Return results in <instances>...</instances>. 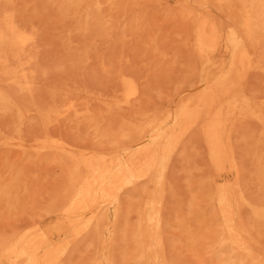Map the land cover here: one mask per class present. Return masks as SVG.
<instances>
[{
	"label": "rangeland",
	"instance_id": "rangeland-1",
	"mask_svg": "<svg viewBox=\"0 0 264 264\" xmlns=\"http://www.w3.org/2000/svg\"><path fill=\"white\" fill-rule=\"evenodd\" d=\"M14 1V2H13ZM11 3L13 4H8V10L10 11V12H13V13H16V14H14V21H15V23H16V26L18 25L21 29H23V30H25L26 32H28V33H32L33 34V36H34V34H35V36L37 37V39H39V40H36V37H33V42L34 43H32V44H36L35 43V41H37V43H38V45H37V47H36V45H35V47H36V49L37 48H39L38 50H39V52L40 53H42V56L40 57V56H38L37 55V52H36V50L34 49L35 47H33V48H31V45H29L28 47H26L27 49L29 48H31V50H33V51H31V50H29V51H31V52H29V53H27V50L25 49V51H26V53L27 54H25V55H30L31 53H33L34 52V50H35V52H36V54H35V52H34V54H35V56L37 57H40V58H38L37 57V59L35 60V58L36 57H34V54H31V57L28 55L27 57L29 58H31V59H33V62H31L26 56H24L23 54L21 55V59H19V63H25V65L24 66H26L25 68H26V71L27 72H30V70H33L34 71V69L36 70L35 72H37V70H38V73H37V75L38 74H40L39 72H41L42 71V73L39 75V77L41 76V78H43V79H45L46 81H48V82H46L45 80V83H44V81L41 79V78H39L40 79V81H39V79H38V77H36L35 79L33 78L35 75H36V73L35 72H33V71H31L30 72V74L31 73H33V74H35L34 76L33 75H31L32 76V79H31V76L30 75H28V77H30L29 78V81L31 82V85H30V87H29V89H33L34 91H36L35 89L36 88H39V86H37L38 84V82L37 81H39V83H41V84H39L40 86H42V88L40 87V89H42V90H45L46 92H48V93H45V92H43L42 90H37V92L38 93H40V95H41V97L40 96H38L39 94H37L36 93V95H34V91L33 90H27V91H21L20 89H19V87L17 86V85H15V84H13L12 82H10V83H8V84H12V86H10L9 85V88H7V93L9 94L10 92V95H11V98H12V96H13V100H15L16 101V96H17V93H19V95H18V97H17V99H19V100H21V101H16V102H18V104H20V106H21V104H24V95L26 94V98H30L31 97V99L33 100V98H35L36 100V102L37 103H35V104H38V106L39 107H41V105L43 106V108H45L48 104H51L52 102L50 101V97H51V99H52V94H54V92H56L57 93V98H59L58 100L59 101H57L58 102V104H60V105H58V106H60V107H58V111L60 112L61 110H63V106H64V104H65V101H66V97H64V95H67V94H69V95H71L72 93H70V91H68V89L70 88V86H68V83H70V81L71 82H73V80H74V88H75V86H76V88H75V90L76 89H78L80 92H83V95H85V97L82 95V93H80L79 94V92L78 93H76L77 94V96L80 98L81 96V98H80V100H79V98H78V100H79V102H83V101H85V102H83V103H87L88 102V104H87V108L89 109V110H91V108H92V112L93 113H95L96 115H99V113H100V115L103 117L105 114L107 115V114H109L110 112L111 113H113L112 115H110L109 114V117H110V120L112 121H110V120H108V121H106L107 119H108V115L106 116V118H102L100 115H99V117L98 118H102V122H104V123H102V131H101V129H100V135L98 134V133H96L95 131H94V127L93 126H89V124L87 123V121L85 120L86 119V117H87V115H85L86 114V112L84 111L85 110V105L84 104H82V103H80V105L82 104V106H79V105H76V110H79V112H81V113H79V114H76L73 110H71L70 112H72L73 111V113H71V115H73L72 116V119L75 121V123L72 121V119L70 118V120H69V116H70V114H63L64 116H65V119H63L64 117H63V115L61 114V118H57L53 123H50V124H48V126L46 125V127L44 126L45 124L42 122V119H41V117H40V115L39 114H35V111L33 112V109L32 110H30L29 108H32V106L30 105L32 102H31V99H28V101H25L26 103V106H21L22 108L23 107H28V106H30V107H28V109H29V111H27L29 114H26L25 115V119H24V124H23V127H22V130H21V137H22V139L25 141L24 143H25V146H24V148H25V151H24V148L23 147H15L14 148V150H17V152L15 153V151L13 150V148H12V146L10 147V145H7V144H5V143H3L2 144V142H5L6 140H8L9 141V143H10V138H13L14 136H17L16 135V131H15V128H16V126H15V112L13 111V110H8L7 109V112H5L4 110H3V107H2V105L0 106V112H1V110L2 111H4L5 113H6V115H4V112H3V114L1 115V113H0V115L1 116H3V117H1L0 118V138H3V139H1V141H0V164H1V166H0V174H1V176H2V178L4 179V180H8L12 175H14V174H16L17 176H18V180H17V186H15V187H13L14 189H13V192H12V194H11V196L9 197V198H7V199H3L2 201H0V245L1 246H3V245H5V244H3L2 245V243H4L5 241V243L7 244V243H10L11 245L13 244V243H15V239H17L18 238V234L21 236V234H23L25 231H26V229L28 228V227H31V226H35V227H38V228H40V229H43L44 227H46L45 225H49L50 224V226H52V225H57L56 223H55V221H56V218H57V220L59 219V220H61V218H60V216H61V214H62V212H64V210L66 209V208H64V207H66V206H69V203H70V193L72 192V178H71V174H70V168L68 167V165H70V161L67 159L66 160V158H63L61 155H59L60 153L59 152H56V151H54V150H50V149H44V150H40V149H37V143H35V141H38V140H41L42 138H46L47 137V144H49V143H51V141H53V140H55V139H58L59 137L60 138H62V139H65L66 137V142L67 143H69V141H76L77 140V143L75 142H73L71 145L73 146V145H75V148H74V152L76 153L77 151H79V152H77L76 154L77 155H79L80 154V152L82 151V150H92L93 149V151H96V149H95V147L97 148V152H102V154H105L106 156H107V153H108V151L110 152V153H108V155H118L117 157H118V163H123L124 161H125V157H124V148L126 147V146H124V143L126 144V142L129 140V139H127V138H125V137H122V136H120L119 134V132H118V130H116V129H119V127L122 125L124 128H127V127H130V130L131 131H133V130H135V133H133L132 132V134H133V136L135 135L136 137L139 135V130H140V128H143V127H145L147 124H148V122L151 120V119H153V118H155V119H157L158 120V122H161L163 125H161L162 126V129H167L169 126H171L172 125V123H173V115H174V108H177V106L179 105H176V103L177 102H179L180 101V96L182 95V91L183 90H186V88H187V90H189L191 87H192V84L191 83H193L196 79L198 80V77L196 78L195 76H198L199 75V73H201V74H205V73H207L208 71H205V68L203 69V67H201V69L202 70H200L199 68H200V66H201V64H198V62H197V64H195V62H196V59H195V57L193 56V58L191 59V55H190V53H192V51H191V49H190V47H189V45H188V41H189V36H186L187 34H189V28H188V26H187V24H186V22L181 18V14H179L180 13V8H179V5H178V2H177V0H162V1H160V0H141L139 3H136V2H138L139 0H101L102 2H103V4H102V6H101V8L100 9H89L87 12H88V14L91 16V19L89 20V21H86V22H89V24L87 25H85V23L83 24L82 22L84 21V19H85V15H86V13L87 12H85V10H81L80 12H77V13H74V15H72V13H73V11H72V8H70L69 9V11L68 12H70V15L71 16H73V17H75L74 19H73V17H72V20L71 21H73V20H75V23H76V20L78 21L79 20V22H77V23H79L80 24V21L82 20V22H81V26H79V24H74L73 25V23H74V21L73 22H71V23H69L70 22V15H69V18H68V20L67 21H69V22H63V20L65 21L66 19H62V17H64L66 14H69V13H66L67 11H63V8H59V6L58 5H60V1L58 2V3H56L57 1L56 0H52V1H56V2H51L50 0H47L48 2L50 1L51 3H53V4H51V6H50V4L48 5V7L50 6V7H52V6H54L53 8H52V10L53 9H55V11H56V13H58V11H59V14L61 13V11L62 12H64V13H66L65 15H63L62 14V16H61V20H60V15H59V17L57 16V14L55 13V11H54V13H53V11L51 12H47V10L46 9H48L47 8V4H46V8H45V10L43 9L44 7H45V1L46 0H44V2H42L43 0H40V2H39V0H36L37 1V3H36V1L35 0H33V1H31V0H26V2L25 1H16V0H13ZM28 1V2H27ZM31 1V2H30ZM121 3H120V2ZM163 1H166V2H163ZM175 1L177 2L176 4H174L175 3ZM19 2V4H17ZM22 2V3H21ZM39 2V3H38ZM42 2V3H41ZM105 2V3H104ZM133 2V3H132ZM23 3H24V5H27L26 7L27 8H25L24 7V9L23 10H20V9H18V5H19V7L21 6V8H23L22 6H24L23 5ZM25 3H27V4H25ZM31 5H30V4ZM35 3V4H34ZM47 3V2H46ZM136 3V4H135ZM160 3V4H159ZM169 3V4H168ZM201 1H198V4H197V7L198 6H200L201 4ZM20 4H22V5H20ZM36 4H39V5H36ZM44 5V7L43 6H41V5ZM58 4V5H57ZM62 4H63V6L65 5L63 2H62ZM62 4L60 5V7H62ZM129 4H131V5H129ZM9 5H10V7H9ZM13 6V8H15V10L12 8V6ZM30 5V6H29ZM75 5L77 6V4H76V2H75ZM132 5H133V7H132ZM136 5H137V8H136ZM29 6V7H28ZM35 6H37V7H39V6H41V7H43V8H41V7H39L40 8V10L42 11L43 10V12L44 11H46L45 13L46 14H44L43 12H39V8L37 9V7H35ZM55 6H57V8L55 7ZM123 6V7H122ZM167 6V7H166ZM173 6V7H172ZM32 7H34V8H32ZM178 8V9H176V8ZM12 8V9H11ZM16 8H17V10H16ZM29 8V9H28ZM31 8V9H30ZM59 8V9H58ZM106 8V10H103V9H105ZM170 8H172V9H170ZM199 9H203L202 8V5L200 6V7H198ZM33 9V10H32ZM49 9H51V8H49ZM56 9H58V10H56ZM81 9V8H80ZM113 9V10H112ZM133 9H136L135 11L133 10ZM27 10V11H26ZM29 10H32V11H36L37 13H38V15H35V16H38L37 18L32 14L31 16H30V14L31 13H33L32 11H31V13H30V11ZM65 10V9H64ZM25 12L26 11V14L28 15L27 17H26V14L25 13H23V12ZM28 11H29V14H28ZM92 11V12H91ZM94 11V12H93ZM134 11V12H133ZM174 11V12H173ZM175 11H177V12H175ZM17 12H20V13H17ZM36 12H34V13H36ZM72 12V13H71ZM120 12V13H119ZM136 12V13H135ZM2 13V14H1ZM13 13H11L12 15H13ZM22 13V15H20V17H19V14H21ZM41 13V14H40ZM45 15V17L43 16V14ZM51 13H53V15L54 14H56V16L58 17V18H56V19H58L59 20V23L60 22H63V23H65V25L63 24H61V25H58L59 23H57L58 22V20L57 21H53L54 22V24H51V26H49L48 24V26L47 27H44L43 25H40V27H36V26H38L40 23H38V25H37V22L38 21H40L41 22V24H46L47 23V19H49L50 17H51ZM114 13V14H113ZM40 14V15H39ZM85 14V15H84ZM135 14H137L138 15V17L137 16H135ZM173 14H175V15H173ZM3 15V10H0V19L2 18L1 16ZM16 15V16H15ZM42 15V16H41ZM179 15V16H178ZM33 16H34V18H33ZM50 16V17H49ZM55 15L54 16H52V19H53V17L55 18L56 17ZM137 17L136 19L137 20H134L135 19V17ZM141 16H143V17H141ZM17 17L18 18H20V19H17ZM22 17H23V19H22ZM29 17H30V19L32 18V20H29ZM46 17H48V18H46ZM66 17H68L67 15H66ZM116 17V18H115ZM27 18V19H26ZM65 18V17H64ZM77 18V19H76ZM79 18V19H78ZM123 18H125V20L123 19ZM138 18H139V20L140 21H138ZM175 18V19H174ZM25 19H26V21H28V22H30V23H27L26 21H25ZM34 19H37V21L35 20V22H36V25H35V22H34ZM43 19H46V20H43V23H42V20ZM52 19H50V20H48V23H51L50 21H52ZM81 19V20H80ZM108 19V20H107ZM133 19V22L131 21ZM179 19V20H178ZM86 20V19H85ZM127 23H125L124 21ZM129 20H130V22H129ZM223 20H225V21H227V19H223ZM19 21V22H18ZM25 23H24V22ZM32 21V22H31ZM110 22V23H108V22ZM134 21H138V22H140V23H135ZM17 22H18V24H17ZM22 24H21V23ZM52 22V23H53ZM108 24H107V23ZM125 23L126 24V26H125V29H123V27H122V25H123V23ZM129 22V23H128ZM131 22H132V24H131ZM144 22V23H143ZM30 24V26H32L33 24H34V26H35V29H32V27H34V26H32L31 28L27 25V24ZM69 23V25H67ZM106 23V24H105ZM112 23H114V25L112 24ZM133 23L135 24V26H137V25H139L136 29H135V27H134V25H133ZM147 23V24H146ZM180 23V24H179ZM26 24V25H25ZM109 24H111L110 26H106V25H109ZM117 24H119V25H117ZM130 24V25H129ZM145 24V25H144ZM183 24H186V25H183ZM23 25H25V26H23ZM54 25V26H53ZM56 25H58V27L56 26ZM72 25V26H71ZM84 25V26H83ZM143 25V26H142ZM147 25V26H146ZM180 25H182V27L180 26ZM17 26V27H18ZM54 27V29H53V27ZM56 26V27H55ZM63 28L62 30L61 29H56V28ZM73 28L74 26H75V28H73V29H75L76 31H78L79 29H81V27L83 26V28L81 29V30H79L78 32H77V34L79 33L80 35H81V38H82V40H81V38H80V35H76V32L74 31V30H72V28ZM78 26V27H77ZM89 26L90 27H93V28H89ZM107 28H109V27H113V28H109V30L108 29H106V27ZM114 26H115V28H114ZM121 28H120V27ZM185 26V27H184ZM187 26V27H186ZM29 27V28H28ZM66 27L67 28H71V31L68 29H66ZM77 27V28H76ZM88 27V29H90V30H88V31H90V32H92L93 30L94 31H96V33H97V35H95V32H92V33H94V35L91 33L90 34V32L87 34L86 33V31L87 30H83V29H86V28ZM96 27V28H95ZM119 27V28H118ZM131 27H133V29L135 30H132V28ZM140 27H143V28H140ZM25 28V29H24ZM49 28V29H48ZM139 28H140V31H139ZM146 28V30H144ZM182 28H183V30H182ZM188 28V29H187ZM30 29H32L31 31H28V30H30ZM38 29V31H39V29H40V31L39 32H37L36 30ZM78 29V30H77ZM91 29H93V30H91ZM112 29V30H111ZM123 31H122V30ZM141 29H142V31H141ZM185 29H186V31L188 32H186L185 31ZM67 31V33H66V31ZM107 30V31H106ZM112 32H111V31ZM35 31V32H34ZM62 31H65V33L64 32H62ZM73 31H74V34L76 35V36H73ZM80 31H82V32H84L85 31V33L87 34V38L84 40V37H85V33H80ZM108 31H110L109 33H107ZM120 31H121V33H120ZM101 32H103V33H101ZM125 32V33H124ZM140 32H141V34H140ZM183 32V34H182V37L180 36L181 34L180 33H182ZM184 32H185V34H184ZM40 33V34H39ZM62 33H64V35L62 34ZM72 33V34H71ZM99 33V34H98ZM104 33L106 34V35H108V36H106V35H104ZM118 33V34H117ZM187 33V34H186ZM240 32H238V34H239ZM31 34V35H32ZM65 34L67 35L68 34V38L65 36ZM69 34H70V36H69ZM126 34V35H125ZM180 34V35H179ZM38 35V36H37ZM65 36V39L67 40V43H66V40L65 41H62V42H64V43H61V45H66V46H64V49H66L68 46L71 48V49H69V47H68V49H66V52H64L65 50L62 48L61 49V45H58V43H55L56 41H59L58 39H59V37L60 36ZM72 35V36H71ZM83 35H84V37H83ZM93 35V38H95L94 40H91V39H93V38H91V36ZM102 35V36H101ZM128 35V36H127ZM140 35V36H139ZM190 35V34H189ZM62 36V39H61V37H60V39L61 40H63V37ZM95 36V37H94ZM97 36V37H96ZM101 36V37H100ZM72 37V38H71ZM98 37H100L98 40L96 39V38H98ZM104 37H106V38H104ZM120 37V38H119ZM180 37H181V39H180ZM188 37V38H187ZM35 38V39H34ZM70 38L72 39V40H70ZM80 38V39H79ZM104 39V41H103V39ZM152 38V39H151ZM183 38H185V39H183ZM187 38V39H186ZM264 36H261L260 38H259V41H258V43L260 44H257V48H256V52H257V54L258 55H261L263 58H264V53H261V51L263 50L264 51V49H262L263 47H264ZM88 39H89V41H88ZM101 39V40H100ZM134 39V40H133ZM155 39H156V41H155ZM180 39V40H179ZM263 39V40H262ZM35 40V41H34ZM54 40V41H53ZM84 40V41H83ZM87 40V41H86ZM153 40V41H152ZM185 40V41H184ZM42 41V42H41ZM97 41V42H96ZM150 41H152L151 43H150ZM182 41V42H181ZM147 42V43H146ZM153 42H155V43H153ZM84 43V44H83ZM86 43V44H85ZM94 43H96V44H94ZM57 44V45H56ZM83 44V48L82 49H80L81 47H80V45H82ZM88 44H89V46H88ZM133 44L135 45V46H133ZM140 44V45H139ZM262 44V45H261ZM79 45V46H78ZM86 45V46H85ZM91 45V46H90ZM97 45V46H96ZM119 45V46H118ZM154 45V46H153ZM156 45V46H155ZM58 46V47H57ZM60 46V47H59ZM74 47V49H73V47ZM75 46H76V49H75ZM88 46V47H87ZM4 47L5 46H1V52L3 53V52H5L4 54H7L8 52H10L9 51V47L8 46H6L5 47V49H4ZM63 47V46H62ZM92 47V48H91ZM117 47V48H116ZM133 47H134V51H132V49H133ZM4 50H3V49ZM9 48V49H8ZM85 48H87V49H85ZM91 48V49H90ZM114 48H115V50H114ZM119 48V49H118ZM258 48H260V49H258ZM60 49V50H59ZM94 49V50H93ZM258 49V50H257ZM8 52H7V51ZM37 50V51H38ZM53 51V52H51V53H49L50 51ZM84 50V51H83ZM91 51V54H92V58H91V56H90V51ZM117 50V51H116ZM124 50V51H123ZM49 51V52H48ZM80 51H83V53L82 52H80ZM95 51V52H94ZM98 51H99V54H98ZM110 51V52H109ZM114 51H116V53L114 52ZM147 51V52H146ZM46 52H48V53H46ZM57 52V53H56ZM78 52V53H77ZM118 52H119V54H118ZM134 54H133V53ZM152 52V53H151ZM160 54H159V53ZM162 52V53H161ZM190 52V53H189ZM39 53V54H40ZM48 54V56L47 55H45V54ZM72 53V54H71ZM75 53H77V55L75 54ZM121 53V54H120ZM133 55H132V54ZM146 53H147V56L149 57V55L151 56H155V57H152V58H148L147 56H145L146 55ZM148 53H150V54H148ZM166 53V54H165ZM11 54V53H10ZM49 54H51V57H50V55ZM53 54V55H52ZM82 55V57H80L79 55ZM83 54H84V56H83ZM118 54V55H117ZM124 54V55H123ZM136 54V55H135ZM155 54H159V55H155ZM188 56H187V55ZM33 55V56H32ZM45 57H44V56ZM60 55H61V57H60ZM67 55V56H66ZM71 55V56H70ZM106 55V56H105ZM190 55V56H189ZM7 56H8V54H7ZM10 57H8L9 59L10 58H12V55H9ZM22 56H24L25 57V60H23L24 58L22 57ZM69 56V58H66V57H68ZM73 56H75L74 58H73ZM86 56H87V58H86ZM116 58H115V57ZM125 56V57H124ZM130 56V57H129ZM158 56V57H157ZM43 57L44 58H46V57H48L49 58V60H47L46 59V63L43 61ZM56 57H58V60H57V58ZM59 57H60V59H59ZM62 57H64V58H62ZM82 58V59H84V60H82V59H80V58ZM85 57V58H84ZM90 57V58H89ZM102 57H104V58H102ZM114 57V58H113ZM122 57V58H121ZM136 57V58H135ZM141 57V58H140ZM160 57V58H159ZM66 58V59H65ZM76 58V59H75ZM78 58V59H77ZM95 58V59H94ZM132 58V59H131ZM144 59V61H143V59ZM145 58L147 59L146 60V63H145ZM31 62H29L28 60ZM42 60V62L43 63H41L40 62V60ZM62 59H64V60H66V62L63 60V62H61L62 61ZM68 59H71V61L69 60V62H71V63H69V62H67L68 61ZM72 59H74V61L72 60ZM80 59V60H79ZM90 59H92L91 61H89ZM109 59V60H108ZM191 59V60H190ZM11 60H14V61H12V62H14L15 63V66H16V64L18 65V60L15 62V60L16 59H11ZM10 60V61H11ZM37 60H38V62L40 63V64H45V65H42L41 67H39V64H38V67L39 68H36L37 66H35V65H37ZM56 60L58 61V62H56ZM77 60V62H75ZM112 60V62H110ZM132 61V62H130V61ZM136 60V61H135ZM139 60V62L137 63V61ZM141 60L143 61V62H141ZM221 60H222V57H216V59H215V61L216 62H221ZM34 61L36 62V63H34ZM61 62V64H60V62ZM73 61V62H72ZM82 61V62H81ZM84 61H85V63H84ZM88 63H87V62ZM93 61V62H92ZM107 61H108V63H107ZM115 63H114V62ZM123 61V62H122ZM134 61V62H133ZM152 61V62H151ZM190 61V62H189ZM226 61V60H225ZM11 62V63H12ZM55 62H56V64H55ZM90 62H92L91 63V67H90V65H88V64H90ZM96 62H97V65H96ZM122 62V63H121ZM126 62V63H125ZM141 62V63H140ZM66 65H65V64ZM70 64L69 66L67 65V64ZM77 63V64H76ZM95 63V64H94ZM104 63H106V64H104ZM111 63V64H110ZM116 63H117V65H118V67L116 66ZM123 63H125V64H123ZM133 64V66H134V70L136 71L137 69H139V70H137L136 72H134V70L132 69L133 68V66H132V64ZM134 63H137L136 65H138L137 66V69H136V66H135V64ZM140 63V64H139ZM148 63V64H147ZM191 63V64H190ZM194 63V64H193ZM26 64H28V65H26ZM31 64H34V65H31ZM52 64V65H51ZM59 64V65H58ZM79 65V64H81V66L80 67H82V68H79V66H74L75 67V69H73L74 67L72 66V65ZM101 64H102V66H101ZM104 64V65H103ZM123 65V67H121L120 65ZM128 64V65H127ZM1 65H3L4 67L3 68H6L5 67V65L4 64H1L0 63V67H2ZM14 64H12V65H8V68L10 69H12L13 68V70L16 68L15 66H13ZM50 65V66H49ZM53 65H54V67H53ZM55 65H56V67L57 68H59V67H61V68H59V69H57V68H55ZM67 66L68 67V69L70 70H74V71H71L72 72V74H74V75H72V74H70V71L67 69V70H65L64 69V67L65 66ZM142 67H141V66ZM191 65V66H190ZM197 65V66H196ZM13 66V67H12ZM28 66H29V68H28ZM32 68H31V67ZM45 66V67H44ZM63 66V67H62ZM84 66H85V68H84ZM92 66H93V69L95 68L94 66H97L96 67V69L95 70H97L98 72H101V74H102V72H103V74H102V76H100L101 74L100 73H97L98 75H95L94 73L95 72H93V71H95V70H93L92 69ZM109 66H111V67H109ZM146 66V67H145ZM163 66V67H162ZM199 66V67H198ZM34 67V68H33ZM48 67H50L51 69H49ZM53 67V68H52ZM72 67V68H71ZM87 67V68H86ZM107 68V69H109V70H107V69H105V68ZM112 67H114V68H116V69H114V68H112ZM129 67H131V71H130V68ZM157 67H162V68H160V69H162V72L159 70V68H157ZM66 68V67H65ZM79 68V70L80 69H82V70H77V69ZM89 68H91L93 71H91ZM98 68H99V70H98ZM103 69V70H101V69ZM123 68H124V70H123ZM126 68V69H125ZM149 68V69H148ZM151 68V69H150ZM156 68L159 70V72H161L160 74H159V72H157V71H155L156 70ZM196 68L197 69H199V70H196ZM8 69V70H9ZM10 69V70H11ZM42 69V70H41ZM45 69V70H44ZM53 69V71H50V70H52ZM55 69V70H54ZM60 69H61V71L63 72H60ZM87 69H88V71L90 72H88L87 71ZM110 69L112 70V72L110 71ZM114 69V70H113ZM120 69V70H119ZM142 69V70H141ZM8 70H5V71H3L2 70V68H0V72H1V74L0 75H2V74H4V72H6V71H8ZM66 71L67 73H65L64 71ZM76 70V71H75ZM106 70V71H105ZM125 70H129V72H128V74H126L125 72H127V71H125ZM140 70L142 71L141 72V74L139 73L140 72ZM145 70V71H144ZM153 70V71H152ZM48 71H50V73L48 74L47 72ZM57 72V71H59L58 72V74L57 73H55V74H57L58 76L60 75V73H62L58 78H60V80H59V82L56 80V82H55V80L54 79H58L56 76H55V74H52L51 75V73H53V72ZM69 71V72H68ZM77 71H79V77H78V75L76 74V73H78ZM81 71H84V72H86V73H88L89 75H86V73H83V72H81ZM107 71H110V73H108ZM155 71V73H156V75H157V73H158V75L159 76H156V78H155V75H153V74H155V73H153ZM195 71H198V72H195ZM44 72V73H43ZM75 72V73H74ZM80 72L81 73H83V74H85L86 75V77L84 76V75H81L80 74ZM106 72H107V74H108V76H107V74H106ZM117 72V73H116ZM131 72H133L132 74H131ZM193 72H195V73H193ZM126 75V76H130L132 79H134L135 80V82H136V80L138 79V85H139V83H140V85H139V87H140V89H143V88H145V89H143V90H141V95H140V97L141 98H143V95H144V97L146 98V100L144 99V102H143V99H141V98H139L138 97V99H141L142 100V107L144 108L145 106V108L147 109H145L144 108V110H145V112H144V110L143 109H141L140 108V110H141V112H142V114H141V112L139 113V114H141L140 116L138 115V117H135L136 116V114H138V113H136V112H138V110H136L135 108H134V110H133V106H135L136 105V103H138V99L137 98H135V99H137V100H135L134 98H132V99H130L129 100V102H127L128 103V105H127V103H126V100H124V96H123V84L121 83L120 84V80H121V77L122 76H124V74ZM138 73L139 75H140V77L138 78L137 77V75L136 74ZM254 73V74H253ZM253 73H250V74H252L251 76H250V74L247 76V78L245 79V81H244V85H243V87H244V91H246V93L247 94H249V95H253V98H255L257 101L259 100H261L262 98H263V96H264V92L262 93L261 92V90H263L264 91V77L260 74V73H257V72H253ZM47 74H48V77H46L47 76ZM64 74H66V76H64ZM70 74V75H69ZM75 74H76V76H75ZM94 76H93V75ZM106 74V79H108V80H106L105 79V75ZM113 77H115V74H116V76H117V74L119 75V76H117L116 78H117V80H119L120 82H119V84H114V85H111L110 83H117L118 81H116L115 80V78L113 79H110L112 76ZM130 74V75H129ZM152 74V75H151ZM191 74V75H190ZM255 74H257V75H255ZM36 75V76H37ZM49 75H51V76H49ZM68 75L71 77V75L74 77H76V78H72V80H69V82H67L68 81V79H69V77H68ZM134 75V76H133ZM136 75V76H135ZM151 75V76H150ZM255 75V76H254ZM5 75H2L0 78L1 79H5V77H4ZM62 76V77H61ZM66 78H68V79H64V77ZM87 76H88V78L90 77V76H92V77H90V78H92V79H90L89 78V80H86V78H87ZM99 76L103 79H100L99 78ZM187 76V77H186ZM193 76L195 77V78H193ZM250 76V77H249ZM254 76V77H253ZM50 77H53V78H51V79H49ZM56 77V78H55ZM95 77L97 78V79H95ZM104 77V78H103ZM137 79H136V78ZM151 77V78H150ZM158 77V78H157ZM189 77H192L191 78V80H190V78ZM80 78H81V80H80ZM118 78H120V79H118ZM155 78V79H154ZM188 78H189V80H188ZM0 79V80H1ZM3 79V80H4ZM54 80V83H53V81L51 82L50 80ZM77 79V81H75ZM84 79V80H83ZM140 79V80H139ZM186 79V80H185ZM42 80V81H41ZM79 80V81H78ZM82 80H83V82H82ZM91 80V82H93L92 83V85H93V87H92V85H91V82H90V84L88 85L87 83H89V81ZM101 81L102 80V82H100V83H103V81L105 80V82H107V85H109V87L108 86H106L105 88H104V85H102V87L100 88H98V86L97 85H99L98 84V82L96 83V82H94V81ZM109 80H111V81H109ZM188 80V81H187ZM196 80V81H197ZM248 80V81H247ZM2 81V80H1ZM6 81V82H5ZM60 81H62V82H60ZM65 81V82H64ZM88 81V82H87ZM140 81V82H139ZM146 81V82H145ZM193 81V82H192ZM195 81V82H196ZM251 83H250V82ZM258 81H260L261 82V84H260V82H258ZM3 82V81H2ZM2 82H0L2 85H3V83L5 84L6 83V85H7V82H9V81H7V80H4V82L2 83ZM34 82H37L36 84L34 83ZM75 82H78V83H81V84H78V83H75ZM85 82H86V85H87V88H86V86H84V84H85ZM105 82L103 83V84H105ZM145 82V85L143 84ZM194 82V83H195ZM248 82V83H247ZM44 83V84H43ZM49 83H51L50 85L51 86H49ZM66 83V84H65ZM112 83V84H113ZM137 83V82H136ZM187 83H188V85H187ZM249 83H250V85H249ZM32 84L34 85V88H32L33 86H32ZM58 85L57 87H59V89L58 88H55L56 87V85ZM64 85V86H62V85ZM76 84V85H75ZM97 84V85H96ZM247 84H248V87H247ZM263 84V85H262ZM6 85H3V87L0 85V87L1 88H5L6 87ZM55 85V86H54ZM69 85H71V83L69 84ZM106 85V84H105ZM117 85H119V89H118V87H117ZM120 85H122V87L120 86ZM252 85V86H251ZM5 86V87H4ZM16 86V87H15ZM32 86V87H31ZM48 86V88H46ZM66 86H68V87H66ZM71 86V89H69V90H74V88ZM78 86V87H77ZM94 86H95V89H94ZM96 86H97V88H96ZM99 86H101V84L99 85ZM116 86V87H115ZM143 86V87H142ZM186 86V88L184 89V87ZM189 86H190V88H189ZM14 88V90L12 89V88ZM53 87H54V89H53ZM62 87V88H61ZM63 87H66V88H68L67 90H66V88H65V90L63 89ZM93 89H92V88ZM250 87V88H249ZM253 87V88H252ZM260 87H262L261 88V90H260ZM18 90H17V89ZM52 88V89H51ZM73 88V89H72ZM83 88V89H82ZM90 88V89H89ZM103 88V89H102ZM247 88H249L250 89V92H249V89H247ZM8 89H9V91H8ZM50 89V90H49ZM56 89V90H55ZM87 89L88 90H90V92L88 91V93H87ZM122 89V90H121ZM182 89V90H181ZM252 89V90H251ZM5 90V89H4ZM13 90V91H12ZM15 90H17V91H15ZM59 90V91H58ZM92 90V91H91ZM107 90H108V92H107ZM181 90V91H180ZM14 91H15V94H14ZM40 91V92H39ZM58 91V92H57ZM63 92L64 93V95H62V93L61 92ZM95 91V92H94ZM96 91H98V92H96ZM122 91V92H121ZM142 91H146L147 93H143ZM23 92H25V93H23ZM28 92H30V96L29 95H27L28 94ZM31 92L33 93L32 95H33V97H32V95H31ZM51 92V93H50ZM65 92H67V94H65ZM113 92V93H112ZM177 92H179V94H177V96H175L174 97V95H176V93ZM20 93H23V94H20ZM42 93H44V95L42 94ZM61 93V94H60ZM90 93V94H89ZM104 93V94H103ZM106 93H109L108 95L106 94ZM115 93V94H114ZM116 93H119V94H116ZM121 93H122V95H121ZM142 93H143V95H142ZM262 93V94H261ZM47 94V95H46ZM74 94V95H73ZM72 94V96H75V93H73ZM100 94H101V96H100ZM15 95V96H14ZM21 95L23 96V97H21ZM49 95V96H48ZM68 95V96H69ZM90 96L91 95V97H87V96ZM109 96V97H107V96ZM119 95H121V96H119ZM263 95V96H262ZM38 98H37V97ZM45 96V98H47L48 97V101L45 99V101L42 99L43 97ZM71 96V97H72ZM93 96V97H92ZM97 96V98H99V99H97L96 100V98H95V100L93 101L94 103L95 102H97L98 101V103L100 102V104L98 105L99 106V110L97 109V111H96V109H95V111L93 110L94 108L93 107H98L97 105H93L94 103L92 102V100H93V98L94 97H96ZM103 96V97H102ZM107 98H105V97ZM112 96V97H111ZM21 97V98H20ZM70 97V96H69ZM84 97V98H83ZM100 97H102V98H100ZM121 97V98H120ZM123 97V98H122ZM169 97H172V98H170V100L172 101V102H170L169 103ZM173 97H174V99H173ZM74 98V97H73ZM88 100V98L89 99H91L92 98V100H88L87 102H86V99ZM111 98L112 100L113 99H115V101L113 100V101H111V99H110V101L111 102H113V104L109 101V99ZM39 99V100H38ZM85 99V100H84ZM101 99V101L103 102V104H101V101H99ZM102 99H105V100H107L108 102H110V103H105V100H102ZM116 99H119L118 101L116 100ZM177 99H179V101H177ZM44 101L43 103H42V101ZM60 100H62V101H60ZM52 101H53V99H52ZM137 101V102H136ZM21 102V103H20ZM23 102V103H22ZM38 102H40V103H38ZM62 102V103H61ZM75 102L76 103H78L79 104V102L77 101V99H76V97H75ZM90 102V103H89ZM118 102V103H117ZM120 102V103H119ZM122 102V103H121ZM131 102H133V103H131ZM134 102H136V103H134ZM166 102V103H165ZM176 102V103H175ZM28 103V104H27ZM116 103V104H115ZM130 103H131V105H130ZM140 103H141V101H140ZM169 104V106L170 107H168L167 105ZM46 104V105H45ZM63 104V106H61ZM90 104H92V106L93 107H88ZM95 104H97V103H95ZM111 104V105H110ZM119 106H118V105ZM121 104H123V105H121ZM167 104V105H166ZM45 105V106H44ZM83 105H84V107H83ZM102 105V106H101ZM105 105H106V107H105ZM114 105H115V107H118V108H120L121 110H124L123 112L120 110V109H118L117 108V111L118 112H114V109H116V108H114ZM121 105V106H120ZM128 106L127 108H126V110H125V107H123V106ZM129 105H130V107H129ZM133 105V106H132ZM145 105V106H144ZM163 105V106H162ZM166 105V107L164 108V106ZM91 106V105H90ZM100 106H101V108L104 110H101V108H100ZM108 106V107H107ZM110 106H112V108L110 107ZM140 105L138 104V107H139ZM176 106V107H175ZM79 107H83V108H79ZM136 107H137V105H136ZM137 107V108H138ZM159 107H161V109H162V111H161V109L159 108ZM2 108V109H1ZM60 108V109H59ZM110 108V109H109ZM114 108V109H113ZM128 108H129V111L131 112V114H130V112L128 111ZM149 108V109H148ZM160 109V110H158L157 111V113L155 112L156 111V109ZM24 109V108H23ZM27 109V108H26ZM27 109V110H28ZM82 109V110H81ZM131 109L133 110V111H131ZM154 109V110H153ZM174 109V110H173ZM6 110V109H5ZM101 110V111H100ZM105 110H106V112H105ZM109 110H112V111H110L109 112ZM143 110V111H142ZM9 111V112H8ZM85 113H84V112ZM90 111V112H91ZM100 111V112H99ZM146 111H150V113L152 112L153 114H155L154 116H153V114L151 113V115H149L148 116V114H149V112H146ZM83 112V113H82ZM91 112V113H92ZM105 112V113H104ZM108 112V113H107ZM144 112V113H143ZM158 112H160L161 113V115L159 116V114H158ZM7 113H8V115L9 116H12V118L11 117H8V115H7ZM102 113H104V114H102ZM119 115L120 116V119H119V116L117 117L116 115ZM120 113L122 114V115H120ZM126 113V114H125ZM132 113H133V115H132ZM30 114H31V116H30ZM129 114H130V116H129ZM28 115V116H27ZM85 115V116H84ZM6 117V119H8L9 118V120H5L4 118ZM27 116V117H26ZM37 116V117H36ZM75 116H76V118L77 119H75ZM79 116H81V118L83 117V119L82 120H79ZM113 116V117H112ZM30 119H29V118ZM71 117V116H70ZM105 117V116H104ZM114 117H117V118H114ZM124 117V118H123ZM127 117H129V119L127 118ZM141 117V118H140ZM35 118V119H34ZM67 118V119H66ZM80 118V119H81ZM123 118V119H122ZM126 118V119H125ZM132 118V119H131ZM136 118V119H135ZM147 118H148V121H147ZM4 121H3V120ZM11 119V120H10ZM61 119V120H60ZM113 119L115 120V121H113ZM122 119V120H121ZM138 119L139 120H141V121H138ZM144 119V120H143ZM57 120H58V122L59 121H63L61 124V126H59V125H57V124H59L58 122H57ZM80 122V124H79V122ZM133 121V123H130V121ZM251 121H252V119H250ZM250 120H248V119H246V120H244V121H239V120H236V121H234L232 124H234L233 125V127H232V131H231V137L230 138H232V139H230V141L232 140V141H234V144L233 145H235L237 148H235L234 146H232L233 147V149L235 150V152H234V154H237V157L236 156H234L235 157V159H239V161L237 162V165L238 164H240V170L242 171V175H240V179H242L243 181L244 180H247L249 177V182H247V181H245L244 183L247 185H245L244 183H243V181L241 180V181H239V182H241V184L243 183V185H245V187H249V188H245L244 186H240V189H242L241 187H243V189H242V191H243V194L245 195V194H247L246 196H249V194H250V196H251V194H255L254 196L252 195V197H250V199H252V200H250L251 202H254V203H257V204H264V181H262V180H264V166L262 165V166H259V164H260V160L258 159V157H259V155L260 154H264V134L262 133V130H263V126H262V124H260L259 122H257V121H255V120H253L252 122L250 121ZM3 121V122H2ZM27 121H29V123L27 122ZM37 121V122H36ZM40 121V122H39ZM64 121H65V123H64ZM131 121V122H132ZM136 121V122H135ZM156 121V120H155ZM247 123H246V122ZM7 122H8V124H7ZM10 122V123H9ZM27 122V123H26ZM35 122V123H34ZM76 122H77V124H76ZM108 122H110V123H115L116 125H111L110 126V123L108 124ZM135 122V123H134ZM1 123H4V125L3 124H1ZM36 123H38V124H36ZM43 123V124H42ZM55 123V124H54ZM57 123V124H56ZM83 123V124H82ZM85 123V124H84ZM107 123V128H106V125H104V124H106ZM145 123V124H144ZM147 123V124H146ZM237 123V124H236ZM240 123V124H239ZM242 123V124H241ZM250 123V124H249ZM253 123V124H252ZM255 123V124H254ZM7 124V125H6ZM27 124H29V126L27 125ZM31 124V125H30ZM40 124V127H45L44 129H43V132L41 131L42 130V128H40L38 125ZM57 125V126H53V128H52V125ZM74 124H76L77 125V128H76V126H73ZM136 124V125H135ZM137 124H138V126H137ZM144 124V125H143ZM240 125V126H242V127H239V126H237V125ZM5 127H3V126ZM81 125H83V126H81ZM85 125H86V127H88L89 126V128H86L85 127ZM132 125H135V126H132ZM236 125V126H235ZM51 126V128H49ZM81 126V127H80ZM112 128V129H110V127ZM143 126V127H142ZM252 126V127H251ZM7 127V128H6ZM57 127V128H56ZM73 127H75V129H73ZM83 127V128H82ZM55 128V129H54ZM115 128V129H114ZM7 129V130H6ZM52 129V130H51ZM76 129H79V130H81V131H79V130H76ZM84 129V130H83ZM104 129V130H103ZM139 129V130H138ZM244 131H243V130ZM254 129V130H253ZM4 130V131H3ZM44 130H47V132L46 131H44ZM50 130H51V132H53V135L51 134V132H50ZM90 130H93V132L92 131H90ZM241 131L242 130V132H235V131ZM36 132V134H35V132ZM58 132V138L56 137V135H57V132ZM78 131V132H77ZM90 131V132H89ZM104 131V132H103ZM107 131V132H106ZM137 131V132H136ZM154 129H152V130H150V131H148V132H146L147 134V140H149L150 138H151V135L152 134H154ZM234 131V132H233ZM29 132V133H28ZM32 132L34 133V135L32 134ZM39 132H41V133H39ZM81 132V133H80ZM84 132V133H83ZM91 134L92 133V135H88L89 133ZM103 132V133H102ZM112 132V133H111ZM113 132L114 133H116V135H114L113 134ZM6 133V134H5ZM12 133V134H11ZM40 134V136L41 137H39V135H38V137H36L37 136V134ZM44 133V134H43ZM47 133H49V134H47ZM55 133V134H54ZM86 133V134H85ZM236 133V135L234 136L233 134H235ZM242 133V135H239V134H241ZM15 134V135H14ZM29 134V135H28ZM42 134V135H41ZM47 136H46V135ZM80 134V135H79ZM98 134V135H97ZM104 136H103V135ZM192 134V133H191ZM195 134H197L195 137L193 136V135H195ZM7 135V136H6ZM14 135V136H13ZM23 135H25V136H23ZM28 135V136H27ZM33 135V136H32ZM36 135V136H35ZM52 135V136H51ZM55 135V136H54ZM61 135H63V137L61 136ZM82 135H84V137L82 136ZM88 135V136H87ZM95 135H97V136H95ZM109 135V136H108ZM114 135V136H113ZM2 136V137H1ZM4 136V137H3ZM35 136V137H34ZM51 136V137H50ZM91 136H92V138H91ZM103 136V137H102ZM111 136V137H110ZM116 136H117V138H116ZM132 136V137H133ZM189 136L191 137V139L189 138ZM189 136L188 137H186L184 140H185V142H186V140H187V138H188V142H186V143H189L190 145H191V143L193 144V145H191L192 147H190L189 146V144H188V146H185V147H188L187 149L189 150V148H191L189 151L187 150V151H184V146H183V142H184V140H183V142H180L181 144L180 145H182V146H179L177 149H175V150H182L183 149V151L185 152V154H181L180 153V151H174V150H168L165 154H164V156L162 155V156H160L159 158L160 159H158V162L156 163V169H155V174H153V176H151V178L150 179H148V180H146V184L148 185H150V187H149V185L147 186L146 184H145V181H144V185H142V183H143V181H141V182H138V183H136V184H133L134 186H137L136 188L132 185V184H129V185H127L126 187H125V190H121V192H120V195L121 196H119V211H120V213H118V218H117V223H116V225H115V227L113 228V232H112V234H114V235H111V240H112V246H111V252H112V254H111V256H112V261H113V263L114 264H160L161 262H162V260L161 259H163L162 258V254H160L161 252L163 253V251L164 250H166L167 248H162V247H166L164 244H161V243H163V242H165L166 243V241H167V243H166V245H167V247H168V245L170 244V248H168L166 251H168V255L166 256V254L167 253H163V256L164 257H166V258H164L165 260H167V261H169V260H171L172 261V263H171V261H169L171 264H231L232 263V261H235V260H237V259H239L240 258V255L238 254V253H236L235 251H231L230 250V248L229 247H227V249H218L217 247H216V243H214V242H216V240H214V239H216L215 238V236H213L211 233H210V231H213V229L214 228H217L220 224H221V220H219L220 218H218V216H217V214H216V210H217V207H216V205L213 203V201L211 200V196L213 195V193H215V189H216V187H215V185H220V184H215L214 182H213V179H214V177H213V175L215 176V173H216V169H215V167L213 166V164L209 161L210 159H209V153H207L208 152V149L207 150H205L206 149V147H207V144H206V142H205V140L203 139V136L202 135H200L199 134V132H195V133H193L192 135H190L189 134ZM200 136V137H199ZM233 136V137H232ZM244 136V137H243ZM30 137V138H29ZM50 137V138H49ZM55 137V138H54ZM77 137H81V138H77ZM91 138V140L93 139V141H90V138ZM118 137H119V139H118ZM235 137H237V138H235ZM40 138V139H39ZM75 138H77V139H75ZM84 138V139H83ZM89 138V139H88ZM101 138H102V140H101ZM106 138V139H105ZM197 138V139H196ZM198 138H199V140H198ZM31 139V140H30ZM62 139H60V140H62ZM67 139L69 140V141H67ZM78 139H79V141H80V144H79V141H78ZM80 139H82V140H80ZM100 140V141H96V143H97V145L94 143V140ZM116 140L117 142H115L114 140ZM235 139V140H234ZM237 139H239V140H237ZM65 140H63V142H65ZM105 140V141H104ZM120 140V141H119ZM196 142H195V141ZM8 141H6V142H8ZM71 141V142H72ZM82 141H84L83 143H82ZM86 141V142H85ZM113 141V142H112ZM232 141H231V144H232ZM30 142V143H29ZM65 142V143H66ZM70 142V143H71ZM101 142V143H100ZM107 142V143H106ZM123 144H122V143ZM147 142V141H146ZM28 143V144H27ZM33 143H35V144H37L36 146H33V145H35V144H33ZM69 143V144H70ZM104 144V146H103V144ZM116 143H117V145L119 146L118 147V149L116 148L117 146H116ZM128 143H129V141H128ZM127 143V144H128ZM186 143H184L185 145H186ZM205 143V145H202V144H204ZM77 144H79V145H81L82 146V148H81V146H80V148H79V146L77 145ZM113 145L114 147H115V149L117 150H113V146L111 147V146H109V145ZM151 144H153V143H151ZM86 145V146H85ZM87 145H90V146H87ZM7 146H9L8 148H7ZM85 146V147H84ZM92 146H94V147H92ZM99 146V147H98ZM103 148V150H104V148H105V150L104 151H102V148ZM106 146V147H105ZM123 146H124V148H123ZM5 147V148H4ZM14 147V146H13ZM77 147V148H76ZM91 149H90V148ZM109 147V148H108ZM121 147H122V149H121ZM181 147V148H180ZM205 147V148H204ZM87 148V149H86ZM101 148V151L99 150V149ZM263 148V149H262ZM10 149H12V150H10ZM19 149H21V151H24V154H23V152H21ZM109 149H111V150H109ZM9 150V151H8ZM186 150V149H185ZM5 151V152H4ZM28 151H29V153H28ZM116 151V152H115ZM12 152V154H10ZM14 152V153H13ZM42 152V153H41ZM169 152H170V154L171 155H173V156H171L170 154H169ZM183 152V153H184ZM237 152V153H236ZM240 152V153H239ZM118 153V154H117ZM175 153V154H174ZM179 153V155H177L176 156V154H178ZM19 154V155H18ZM23 154V155H22ZM28 154V155H27ZM6 155V156H5ZM8 155V156H7ZM22 155V156H21ZM44 155V156H43ZM58 155V156H57ZM182 155H185V156H182ZM18 156H21V157H18ZM25 156V157H24ZM55 156V157H54ZM238 156L240 157V158H238ZM9 157V158H8ZM23 157V158H22ZM40 157V159H38ZM42 157V158H41ZM21 158L22 159H24V158H26V159H24V160H21ZM164 158V159H163ZM63 159V160H62ZM63 161H64V163H63ZM69 161V162H68ZM167 161V162H166ZM5 162H6V164H5ZM12 163V165L13 164H15V165H10V164ZM68 165H67V164ZM161 164V165H160ZM69 168H67L66 166ZM170 165V166H169ZM261 165V164H260ZM65 166V167H64ZM168 166V167H167ZM211 166V167H210ZM5 167V168H4ZM4 168V169H3ZM160 168V169H159ZM168 168H170V169H168ZM213 168H214V170H215V172H214V170H213ZM15 169V170H14ZM67 169V170H66ZM254 171H253V170ZM167 172H166V171ZM14 171V172H13ZM211 171H213L214 173H212ZM241 171H240V174H241ZM245 171V172H244ZM67 172H68V174H67ZM164 172L166 173V174H164ZM249 172V173H248ZM168 173V174H167ZM211 173V174H210ZM67 174V175H66ZM250 174V176H248ZM155 175V176H154ZM164 176H168L167 178H165ZM211 176V177H210ZM241 176L244 178H241ZM252 176V177H251ZM259 177V179H257V177ZM206 177V178H205ZM262 177V178H261ZM20 178V179H19ZM252 178V179H251ZM255 178V179H254ZM167 181H166V180ZM210 179V180H209ZM262 179V180H261ZM161 180V181H160ZM163 180V181H162ZM165 180V181H164ZM207 180V181H206ZM259 180V181H258ZM148 181V182H147ZM156 181V182H155ZM263 183H262V182ZM150 182V183H149ZM154 182H155V184H154ZM162 182H164L163 184L165 185L166 184V186L168 187L169 185V187L167 188L168 190H166V188H165V186H164V189H163V186H161V183ZM165 182H169V184H167V183H165ZM200 182H202V183H204V185L202 184V183H200ZM213 182V183H212ZM232 182H233V177L229 174L227 177H226V183H228L229 185H231L232 184ZM252 182H254V184H252ZM262 184H261V183ZM139 183H141V187H145V185L148 187V188H150V189H146L147 187H145V190H146V192H145V190L143 189V188H140V184ZM248 183V184H247ZM212 184V185H211ZM260 184V185H259ZM132 186V188H128V187H131ZM155 185L157 186V188L155 187ZM207 185H209V186H207ZM249 185V186H248ZM251 185V186H250ZM261 185H262V187H261ZM159 186H160V188H159ZM23 187V188H22ZM133 187H134V189L135 190H137V188H139L140 190H144L143 192H145V194L144 193H142V191H140L139 193H142L143 195H144V197L143 198H141V200H144V201H141L140 199L138 200V201H136L138 198H140L141 196H142V194H141V196L139 197V193L137 194V193H135L134 194V192L133 191H135L134 189H133ZM154 187V188H153ZM263 189V191H262V189ZM174 188V189H173ZM197 188V189H196ZM211 188V189H210ZM213 188V189H212ZM261 189V191H259L260 189ZM131 189H133V191L131 190ZM138 189V190H139ZM163 189V190H162ZM170 189H171V192H170V194H169V192L168 191H170ZM250 190V193H248L249 191H247V190ZM256 189V190H255ZM127 190V191H126ZM131 190V191H130ZM137 190V191H138ZM148 190H150L149 191V193H148ZM173 190H175V193L177 194V196L175 195L174 196V192H173ZM211 190H212V192H211ZM214 190V191H213ZM245 190V191H244ZM257 190L260 192V194H259V192L256 194L255 192H257ZM122 191H126V193H124V192H122ZM161 193H160V192ZM70 192V193H69ZM131 192H133V193H131ZM167 192V194L166 195H168V197L165 195V197H164V194ZM129 193V194H128ZM152 194V195H150L149 196V194ZM156 193V194H155ZM162 193H164V194H162ZM205 193V194H204ZM262 193H263V195H262ZM66 194H69L68 196H69V198H67L68 196H66ZM133 194V195H132ZM196 194V195H195ZM66 197H65V196ZM198 195V196H197ZM257 195V196H256ZM63 197V199H62V197ZM154 196V197H153ZM164 197V199H163V197ZM172 196V197H171ZM190 196V197H189ZM194 196H195V198H194ZM123 197V198H122ZM147 197V198H146ZM148 197H150V198H148ZM255 197V198H254ZM258 197V198H257ZM66 198H67V200H66ZM121 198V199H120ZM127 198V199H126ZM148 199V203L151 205L152 204V206L153 207H155V211H153V212H150L149 211V213L148 212H145L144 211V207L146 206V204H148L147 202H145L146 200ZM247 199L249 200V198L247 197ZM259 199H261V200H259ZM5 200V201H4ZM64 200H65V202H64ZM128 200V201H127ZM162 200H164L163 202H162ZM191 200V201H190ZM190 201V203H188ZM259 201V202H258ZM6 202V203H5ZM61 202V203H60ZM139 202V203H138ZM194 204V206H193V204ZM196 202V203H195ZM198 202V203H197ZM65 203V204H64ZM67 203V204H66ZM137 203L138 204H144V205H137ZM162 203V204H161ZM3 204V205H2ZM60 204V205H59ZM63 204V205H62ZM130 204V205H129ZM198 204H199V206H198ZM134 205H136V208L135 207H133ZM185 205V206H184ZM191 206L189 209H188V206ZM195 205H197V206H195ZM121 206V207H120ZM138 206V207H137ZM139 206L142 208H139ZM160 206H162V207H160ZM187 206V207H186ZM192 206L194 207L193 209H192ZM50 207V208H49ZM123 207V208H122ZM195 207H196V209L198 208V207H201L200 209L202 210V214H201V211L199 210V208L197 209V210H199L200 211V217H199V215H198V211L195 209ZM204 207V208H203ZM212 207V208H211ZM59 208H60V211H62V212H59ZM127 208V209H126ZM129 208L131 209V210H129ZM133 208V209H132ZM164 208H166L165 210H164ZM185 208H187V209H185ZM208 208V209H207ZM56 209V210H55ZM104 209H107V206H105L104 207ZM139 209V210H138ZM161 209H163V210H161ZM207 209V210H206ZM210 209H211V212H209L210 211ZM239 209V208H238ZM238 209H237V207H236V210L238 211ZM242 209V208H241ZM51 210V211H50ZM124 210V211H123ZM144 211L145 212V214H142V213H144V212H142V211ZM209 210V211H208ZM213 210L214 211H216V212H214V214H216L215 216L218 218L217 220L218 221H215V219H216V217L214 216V215H211V214H213ZM56 211V213H54ZM130 213H129V212ZM240 211H245V212H243V214L245 215V217H243V219H242V221H241V219H239V218H242L241 217V214H242V212L240 213ZM248 209L247 210H240L239 209V213L237 212V214H239L240 216L238 217V215H237V218L239 219H237L236 218V221L238 220L239 222L241 221L242 223H244L243 225H244V227H245V225H248V226H246L245 227V233H247V236L249 237V235L251 236V238L249 239V244H250V246H251V248H253L254 249V251L255 252H261L260 250L262 249V251H263V247H262V245H264V237H263V235H264V223H262V222H258V221H255L252 217H251V214H250V211H248ZM52 212V213H51ZM139 212H141V215L145 218V216H148V214H150V216H151V218H145V219H143L142 220V218L143 217H140V214H138ZM198 212V213H197ZM206 213L205 215L203 214V213ZM208 212H209V214H208ZM40 213V214H39ZM148 213V214H147ZM164 213V214H163ZM50 214H52V215H50ZM160 214H161V216H160ZM179 214V215H178ZM242 214V216H244ZM41 215V216H40ZM164 215V216H163ZM191 215V216H190ZM202 215H204V217H202ZM45 216H47V217H45ZM49 216V217H48ZM136 216V217H135ZM31 217V218H30ZM138 217V218H137ZM139 217H140V219H139ZM162 217H164L163 219H162ZM208 217V218H207ZM166 218H169L168 220L166 219ZM177 218V219H176ZM203 218V219H202ZM107 219V218H106ZM105 218L103 219L104 221L106 220ZM121 221H120V220ZM207 219V220H206ZM40 222H39V221ZM101 221L100 222V224H99V226H100V228L98 229V232H96L97 231V228H93V229H90V230H92V231H87V233H84V235L82 236L81 235V232L78 234V235H76V237H75V235L73 236V234L71 233L72 231H71V229L68 231V233H66L65 232V238L63 237V236H61V238L63 239H61V238H58V240H56L57 238H56V236H55V240H54V242H56V243H54V244H57V245H60L61 244V242L62 241H69V242H71L72 243V241H74V239L76 238L77 240H75V242H74V244L72 245H70V243L68 244V246H71L72 248L71 249H73V251H76V252H74L73 253V251H71L70 250V252H72V253H70V252H68L69 251V249H67L68 251V253H70L71 255L69 256V255H67V254H64V256H62V258L61 259H59L58 261H57V263L56 264H64L63 263V261H64V258L66 257V259H65V263H66V261H67V263L66 264H96V263H94V262H96L95 260H97L98 258H99V255H100V251H99V249L98 248H101V247H99V246H101V244H99L98 242L100 241V239H102V237H103V235L105 234L106 236H108V234H109V229L104 225L105 223H104V221ZM137 220H138V222H137ZM145 220V221H144ZM162 220V221H161ZM167 220V221H166ZM170 220V221H169ZM177 220V221H176ZM184 220V221H183ZM247 220V221H246ZM130 221V222H129ZM147 221H149V223L151 224V227H150V230H149V237H150V240L149 241H151V242H148V243H146V244H144V245H141L140 244V242L139 241H141L142 239L144 240V242H146L147 240H148V238L145 240V238H146V235H145V233H144V228H142V227H140V230H139V226H142V225H144V223H146ZM215 221V222H214ZM56 222H58V221H56ZM142 222V223H141ZM162 222V224H160ZM217 222V223H216ZM218 222H220V223H218ZM248 224H247V223ZM103 223V224H102ZM203 223V224H202ZM238 223V222H237ZM256 223V224H255ZM127 224V225H126ZM192 224V225H191ZM212 224H214V225H212ZM104 225V226H103ZM123 225V227H121ZM130 225V226H129ZM162 225V226H161ZM165 225V226H164ZM256 225V226H255ZM98 226V227H99ZM101 226H102V229H101ZM117 226H119V227H117ZM133 226V227H132ZM138 226V227H137ZM169 226H170V228H169ZM126 227V228H125ZM129 227H130V229H129ZM164 228L165 229V232H166V235H165V232H164V230H162V228ZM177 227V228H176ZM183 227H185V229H187V230H185V229H183ZM209 227V228H208ZM118 228V229H117ZM138 228V229H137ZM141 228L143 229V234L141 235ZM179 228V229H178ZM117 229V230H116ZM120 229H121V232H120ZM183 229V230H182ZM209 229V230H208ZM246 229H248L249 231H247ZM114 230H116V231H114ZM127 230V232H128V234L129 235H131L133 238V241H131L130 240V238H131V236L129 237V235L127 234L126 236L128 237V238H126L125 237V239H126V242L128 243L127 244V249L125 248V246H126V242H125V240H124V234L123 233H125V231ZM103 231V232H102ZM137 231V232H136ZM160 231V232H159ZM169 231V232H168ZM186 231V232H185ZM20 232V233H19ZM90 232V233H89ZM126 232V233H127ZM164 232V233H163ZM185 232V233H184ZM189 232V233H188ZM250 232V233H249ZM11 233H14V234H12L13 236L12 237H15V239L13 238H11L10 237V239L11 240H13V241H10V239H8V237L9 236H11ZM83 233V232H82ZM101 233V234H100ZM131 233V234H130ZM139 233V234H138ZM160 235H159V234ZM168 233V234H167ZM179 233V234H178ZM180 233H181V235L183 236H181L180 235ZM68 234V235H67ZM70 234H72L71 236H70ZM90 237H88L87 238V235ZM96 234V235H95ZM101 236H100V235ZM118 234V235H117ZM164 234V235H163ZM249 234V235H248ZM263 234V235H262ZM16 235V236H15ZM80 235L82 236V238L80 237ZM86 235V236H85ZM116 235V236H115ZM123 235V236H122ZM163 235V236H162ZM178 235H180V236H178ZM190 235V236H189ZM19 236V237H20ZM96 238H95V237ZM115 236V237H114ZM121 236V237H120ZM144 238H143V237ZM166 238H165V237ZM187 236V237H186ZM6 237V238H5ZM17 237V238H16ZM72 238V239H69V238ZM73 237H75L74 239H73ZM93 237V238H92ZM142 237V238H141ZM179 237H180V239H179ZM184 238V240L182 239V238ZM193 237H195V242H193V241H191V239L190 238H193ZM4 238V240H2ZM85 238H86V241H87V243H85L84 241H85ZM94 238H95V240H94ZM120 238H122V239H120ZM162 238H164V239H162ZM186 238V239H185ZM9 240V242H7L8 240ZM59 239H61V241H59ZM67 239V240H66ZM69 239V240H68ZM98 239H99V241H98ZM118 241H117V240ZM165 239H166V241H165ZM187 239H188V241H187ZM255 239V240H254ZM92 240V241H91ZM96 240L98 241V242H96ZM164 240V241H163ZM177 240H179V243H180V241H182L181 243H184V244H186V245H184L183 244V247H181L180 245H178L176 242H178ZM214 240V241H213ZM261 240V241H260ZM2 241V242H1ZM59 241V242H58ZM122 241H124L125 243H123ZM163 241V242H162ZM91 243V245H93V246H90L89 244ZM119 242V243H118ZM129 242H131V243H129ZM192 242V243H191ZM263 242V243H262ZM76 243V244H75ZM89 243V244H88ZM96 244V245H94V244ZM149 243H151L150 244V246L152 245V249H154L153 251H155V253L157 252V254L156 255H151L150 256V254L148 253V249H147V245L149 244ZM169 243V244H168ZM180 243V244H181ZM89 245V247H92V248H89L88 249V247H87V245ZM131 244V245H130ZM134 244H136V245H134ZM177 244V245H176ZM191 244V245H190ZM210 244V245H209ZM215 244V245H214ZM261 244V245H260ZM98 245V246H97ZM123 245H124V247H123ZM128 245H129V247H128ZM161 245V246H160ZM164 245V246H163ZM176 245V246H175ZM208 245V246H207ZM214 245V246H213ZM6 246V245H5ZM5 246H3V247H1V248H4ZM83 246H84V248H83ZM97 246V249L95 248ZM75 247L76 248H78V247H80V248H78V250L76 249L75 250ZM135 247H136V249H135ZM139 247H141V248H139ZM146 247V248H145ZM180 247V248H179ZM209 247H210V249H209ZM68 248V247H67ZM117 248V249H116ZM126 249V250H123V249ZM128 248H130L131 250H129ZM119 249V250H118ZM141 249V250H140ZM159 249H160V251H159ZM192 249L194 250V251H192ZM209 249V250H208ZM216 249V250H215ZM1 251H0V264L2 263V264H7L8 263V261L9 260H7V258L6 257H8L5 253H6V251L5 250H3V249H0ZM98 250V251H97ZM101 250V249H100ZM117 250H118V252H117ZM5 251V252H4ZM120 251V252H119ZM122 251V252H121ZM178 251V252H177ZM211 251V255H214V256H211V255H209L210 252ZM219 251L221 252V253H219ZM2 252H4L3 254H2ZM66 252V253H67ZM98 252H99V254H98ZM146 252V253H145ZM165 252V251H164ZM169 252H171V253H169ZM195 252H197V254L195 253ZM215 252V253H214ZM115 253V254H114ZM118 253H120V255L118 254ZM121 253H123L122 254V256H121ZM145 253V254H144ZM148 253V254H147ZM172 253L173 254H175V253H177L176 255H177V257L180 259V260H177L178 258L176 257V255H173V256H171V258L169 257V254L170 255H172ZM214 253V254H213ZM119 256H118V255ZM146 254L149 256V257H147L146 256ZM199 254V255H198ZM208 254V255H207ZM220 254V255H219ZM224 254V255H223ZM4 255V256H3ZM67 255V256H66ZM201 255V256H200ZM204 255H206L207 257H205ZM215 255H218V256H215ZM223 255V256H222ZM68 256H69V258H68ZM141 256V257H140ZM196 256H198L199 258H197ZM210 256H211V258H210ZM64 257V258H63ZM98 257V258H97ZM120 257H122V259H123V261H122V259H120ZM157 257H159V258H157ZM177 259H176V258ZM168 258V259H167ZM174 258V259H173ZM203 258H204V260H203ZM207 258V259H206ZM232 258V259H231ZM15 260V259H17L14 255H12L11 256V260ZM91 259V260H90ZM119 259H120V261H119ZM174 260L175 261H177V262H174ZM232 260V261H231ZM92 261V262H91ZM101 261L104 263V260H103V258H101ZM126 261V262H125ZM145 261V262H144ZM161 261V262H160ZM224 261V262H223ZM228 261H230V262H228ZM85 262V263H84ZM123 262V263H122ZM147 262V263H146ZM222 262V263H221Z\"/></svg>",
	"mask_w": 264,
	"mask_h": 264
},
{
	"label": "bare ground",
	"instance_id": "bare-ground-1",
	"mask_svg": "<svg viewBox=\"0 0 264 264\" xmlns=\"http://www.w3.org/2000/svg\"><path fill=\"white\" fill-rule=\"evenodd\" d=\"M13 0H0V10H3V15L1 16L2 18L0 19V49H1V46H8L9 48V51L10 52H8L7 50V54H8V56H7V54H4L5 52H1V50H0V63L1 64H4L5 65V67L6 68H3L4 66L3 65H1L2 67H0V68H2V70L3 71H5V70H8L9 68H8V65L10 66V65H12V64H14L13 66H15V63L14 62H12V61H14V60H11V59H16L15 60V62L18 60V65L16 64V68L13 70V68L10 70H8V71H6V72H4V74H2V75H5L4 77H5V79L4 80H7V81H9V82H7V85H6V83L4 84L3 82H4V80L3 79H1L0 80V82H2L3 83V85H6V87L3 89V88H1L0 87V104L2 105V107H3V110L5 111V112H7V109L8 110H13L14 112H15V126H16V128H15V131H16V135L17 136H14L13 138H10V143H9V141L8 140H6V141H8V142H6L3 138H0V141H1V139H3L5 142H2V144L3 143H5V144H7V145H10V147L12 146V148H13V150H14V148L16 147H23L24 148V146H25V141L22 139V137H21V130H22V127H23V124H24V119H25V115L26 114H29L27 111H29V109L30 110H32L33 109V112L35 111V114L37 113V114H39L40 115V117H41V119H42V122L45 124L44 126L46 127V125L48 126V124H50V123H53L58 117L59 118H61V114L63 115V114H70V116H69V120H70V118L72 119V116L73 115H71V113H73V111L76 113V114H79V113H81V112H79V110H76L77 108H76V105H79V106H82V104H84L85 105V107H84V105H83V107L85 108V112H86V114L85 115H87V117H86V121H87V123L89 124V126H93L94 127V131L96 132V133H100L101 131H102V123H104V122H102L103 120H102V118H106V116L108 115V119L106 120V121H108V120H110V117H109V114L111 113L110 111H112V110H109V114H105L103 117L100 115V113H99V115L102 117V118H98L99 117V115H96L95 113H93L91 110H92V108H91V110H89L86 106H87V104H88V100L90 101V100H92V98L91 99H89L88 98V100L86 99V102L87 103H83V102H85V101H83V102H79V100H80V98L82 97H78L77 96V94L76 93H78L79 92V94L80 93H82V95H83V92H80L78 89H76L75 90V88H76V86H75V88L73 87L74 85V80H73V82H71L70 81V83H71V85H69L70 83H68V86H70V88L69 89H71V86L74 88V90H69L68 88H66V87H68V86H66V87H63V89L65 90V88H66V90L68 89V91H70V93H75V96H72V94L71 95H69V94H67V92H65V94H67V95H64V93L63 92H61L62 93V95H64V97H66L65 99H66V101H65V104H64V106H63V104L61 105V106H63V110H61L60 112L58 111V107H60V106H58V105H60V104H58V102L57 101H59L58 99L59 98H57L56 96H57V93L56 92H54V94H52V99H53V101H52V99H51V97L49 98L50 99V101L52 102L51 104H48L45 108H43V106L41 105V107H39L38 106V104H35V103H37L35 100V98H33V100L31 99V97L29 98H26L27 96H26V94L24 95V97L21 95V97H23L24 98V100L25 101H28V99H31V106H32V108H29L28 109V107H30V106H28V107H21V106H26V102L24 101V104H21V106H20V104H18V102H16L17 100L18 101H21V100H19V99H17V97H18V95H19V93H17V96H16V101L15 100H13L14 98H13V96H12V98H11V95H10V91H9V89H8V91L10 92L9 94L6 92L7 91V88H9V85L10 84H8V83H10V82H12L13 84H15V85H17L18 87H19V89L21 90V91H27V90H33V89H29V87H30V85H31V82L29 81V78L30 77H28V75H35V74H33V73H31L30 74V72L31 71H33V70H30V72H27L26 71V66H24L25 65V63H19L20 61H19V59H21L20 57H21V55L23 54L24 56H28V55H25V54H27V53H29V52H31V51H33V50H31V48H33V47H35V45L37 44L38 45V43H37V41H35V43L36 44H32V43H34L33 42V37H36L35 36V34H34V36H33V34L32 33H28V32H26L25 30H23V29H21L18 25V22H17V26H16V23H15V21H14V14H16V13H13V12H10L9 10H8V4H10L11 2H12ZM17 1V0H16ZM19 1V0H18ZM20 1H22V0H20ZM23 1H25L26 2V0H23ZM29 1V0H28ZM27 1V2H28ZM31 1H33V0H31ZM30 1V2H31ZM36 1V0H35ZM51 2H56V3H58L60 0H56V1H52V0H50ZM48 2L47 0L45 1V7H44V5L42 4L41 6H43V7H41V6H39V7H41V8H43L44 10H45V8H46V4H47V8L48 9H46L47 10V12L49 13L51 10H52V8L54 7V6H52V7H50L51 6V4H53V3H51V2ZM133 1V0H132ZM137 1V0H136ZM141 0H139L138 2H136V3H139ZM146 1V0H145ZM148 1V0H147ZM160 1H162V0H160ZM198 1H201V5H202V10L201 9H199L198 7H200V6H198L197 7V4H198ZM14 2V1H13ZM39 2H40V0H39ZM38 2V3H39ZM42 2H44V0L42 1ZM41 2V3H42ZM47 2V3H46ZM61 3H60V5L62 4V2L65 4L64 6H63V4H62V7H60V5H58L59 6V8H63V11H69V9L70 8H72V11H73V13H72V15H74V13H77V12H80L81 10H85V12H87L89 9H100L101 8V6H102V4H103V2L101 1V0H61L60 1ZM75 2H76V4H77V6L75 5ZM120 2V1H119ZM163 2H166V1H163ZM177 2H178V5H179V8H180V13L179 14H181V18L186 22V24H187V26H188V32H189V34H187L188 32L186 31V29H185V31L187 32L186 34V36H189V41H188V45H189V47H190V49H191V51H192V53H190V55H191V59L193 58V56L195 57V59H196V62H195V64H197V62H198V64H201V66H200V70H202L201 69V67H203V69L205 68V71H208L207 73H205V74H201V73H199V75L198 76H195L196 78L198 77V80L194 83L193 81V83H191L192 84V87L190 88V86H189V90H187V88H186V86L184 87V89L186 88V90H183L182 91V95L180 96V101H179V99H177V101H179V102H175L176 103V105H178L177 106V108H174L173 110H174V115H173V123H172V125L171 126H169L167 129H162V126L161 125H163L161 122H158V120L157 119H155V118H153V119H151L149 122H148V124L145 126V127H143V128H140V130L138 131L139 132V135L136 137L135 135L133 136V134H132V132L133 133H135V130H133V131H131L130 130V127H127V128H124L122 125L119 127V129H116V130H118V132L120 133L119 135L120 136H122V137H125V138H127V139H129L128 141H129V143H128V141L126 142V144L124 143V146H126L125 148H124V146H123V148H124V157H125V161L123 162V163H118V155L116 156V155H108V153H110L109 151H108V153H107V156L105 155V154H102V152H97L98 150H97V148L95 147V149H96V151H93V149L92 150H82L81 152H80V154L79 155H77L76 153L77 152H79V151H77L76 153L74 152V148H75V145H71L74 141H69L68 139H67V141H69V143H67L66 142V138L65 139H62V138H58L57 136L59 135L58 134V132H57V135H56V137L58 138V139H55V140H53V141H51V143H49V144H47V137L46 138H42L41 140H38V141H35V143H37V144H35V143H33V144H35V145H33V146H36L37 147V149H40V150H44V149H50V150H54V151H56V152H59L60 154L59 155H61L63 158H66V160L68 159L69 161V163H70V165H68L67 163V165H68V167L70 168V174H71V178H72V192L70 193V203H69V206H66V207H64V208H66L65 210H64V212H62V211H60V208H59V212H62V214H61V216H60V218H61V220H57V218H56V221H58V222H56L55 221V223L57 224V225H52V226H50V224L49 225H45L46 227H44L43 229H40V228H38V227H35V226H31V227H28L27 229H26V231L23 233V234H21V236L18 234V238L17 239H15V237H12L13 235L12 234H14V233H11V236H9L8 237V239H10V237L13 239H15L16 241H15V243H13L12 245L10 244V243H5L6 241V239L4 240V238L2 239V240H4L5 242L4 243H2V245L3 244H5V245H3V246H5L4 248H1V247H3V246H1L0 245V249H3V250H5L6 251V255L8 256V257H6L7 258V260H9L8 261V263L7 264H56L57 263V261L59 260V259H61L62 258V256H64V254H67V255H71L70 253H72V252H70V250L71 251H73V249H71L72 247L71 246H68V244L70 243V245L72 244H74V242H75V240H77L75 237H76V235H78L80 232H81V235L83 236L84 235V233H87V231H89L90 229H93V228H97V231L96 232H98V229L100 228V226H99V224H100V222L105 218H107L105 221H104V225L109 229V234H108V236H106L105 234L103 235V237H102V239H100V241H99V239H98V241L96 240V242H98L99 244H101V246H99V247H101V248H98L99 249V251H100V255H99V258L97 259V260H95L96 262H94V263H96V264H114L113 263V261H112V256H111V254H112V252H111V246H112V238H111V235H114V234H112V232H113V228L115 227V225H116V223H117V218H118V213H120V211H119V196H121L120 195V192H121V190L123 189V190H125V187L127 186V185H129V184H136V183H138V182H141V181H143V183H142V185H144V181H145V184H146V180H148V179H150L151 178V176H153V174H155V169H156V163L158 162V159H160L159 157L160 156H164V154L168 151V150H174V151H180V150H175V149H177L179 146H182V145H180L181 143L180 142H183V140L186 138V137H188L189 136V134L190 135H192L193 133H195V132H199V134L200 135H202L203 136V139L205 140V142H206V144H207V147H206V149L205 150H207L208 149V152L207 153H209V161L213 164V166L215 167V169H216V173H215V176L213 175V177H214V179H213V182L215 183V184H220V185H215V187H216V189H215V193H213V195L211 196V200L213 201V203L216 205V207H217V212L216 211H214L213 210V214H211V215H216L217 214V216H218V218H220L219 220H221L220 222H221V224L217 227V228H214L213 229V231H210V233L213 235V236H215V238L216 239H214V240H216V242H214V243H216V247L218 248V249H227V247H229L230 248V250L231 251H235L236 253H238L239 255H240V258L239 259H237V260H235V261H232V263L231 264H264V245H262V247H263V251H262V249L260 250L261 252H255L254 251V249L253 248H251V246H250V244H249V239L251 238V236L249 235V237L247 236V233H245V227L246 226H248V225H245V227H244V223H242L241 221H242V219H243V217H245V215L243 214V212H245V211H240V213L242 212V214L244 215V216H242V214H241V217L242 218H239V219H241V221L239 222L238 220V218H237V215H238V217L240 216L239 214H237V212L239 213V209L240 210H247L248 209V211H250V214H251V217L255 220V221H258V222H262V223H264V204H257V203H254V202H251L250 200H252V199H250V197H252V195L254 196L255 194H251V196H250V194H249V196H246L247 194H243V191H242V189H243V187H241L242 189H240V186L242 185V186H244L245 187V181H247V182H249L250 180H249V178L247 179V180H242V179H240V175H242V169L240 170L239 168V166H240V164H238L237 165V162L239 161V159H235V157L234 156H236L237 157V154H234V152H235V148H237L235 145H233L234 144V141H232L233 139L232 138H230L231 136V131H232V127H233V125L234 124H232L234 121H236V120H239V121H244V120H246V119H248V120H250V119H252V121L253 120H255V121H257V122H259L260 124H262V126H263V130H262V133L264 134V96H263V98L259 101H257L255 98H253V95H249V94H247L246 93V91H244V87H243V85H244V81H245V79L247 78V76L250 74V73H253V72H257V73H260L263 77H264V58L261 56V55H258L257 54V52H256V48H257V44H259L258 43V41H259V38L261 37V36H264V0H177ZM176 1H175V3L174 4H176L177 3ZM22 3V2H21ZM36 3H37V1H36ZM105 3V2H104ZM121 3V2H120ZM133 3V2H132ZM135 3V4H136ZM12 4V3H11ZM17 4H19V2L17 3ZM25 4H27V3H25ZM30 4V3H29ZM35 4V3H34ZM50 4V6L48 7V5ZM55 4V3H54ZM160 4V3H159ZM169 4V3H168ZM13 5V4H12ZM11 5V6H12ZM20 5H22V4H20ZM23 5H24V3H23ZM31 5V4H30ZM29 5V6H30ZM36 5H39V4H36ZM129 5H131V4H129ZM27 5H24V6H22L23 8H21V6L19 7V5L17 6L18 7V9H20V10H23L24 9V7L25 8H27L26 7ZM28 6V7H29ZM9 7H10V5H9ZM35 7H37V6H35ZM39 7H37V9L39 8ZM56 8H57V6H55ZM123 7V6H122ZM132 7H133V5H132ZM167 7V6H166ZM173 7V6H172ZM12 8H13V6H12ZM11 8V9H12ZM32 8H34V7H32ZM49 8H51V9H49ZM58 8V9H59ZM81 8V9H80ZM136 8H137V5H136ZM176 8V7H175ZM14 10H15V8H13ZM29 9V8H28ZM31 9V8H30ZM58 9H56V10H58ZM65 9V10H64ZM138 9V8H137ZM170 9H172V8H170ZM176 9H178V8H176ZM16 10H17V8H16ZM33 10V9H32ZM32 10H29L30 11V13H31V11ZM103 10H106V8L105 9H103ZM113 10V9H112ZM134 11L136 10V9H133ZM18 11V10H17ZM27 11V10H26ZM26 11L25 12H23V13H25L26 14ZM29 11H28V14H29ZM53 11V13H54V11H55V9H53L52 10ZM51 11V12H52ZM66 12V13H69V14H66V13H64V12H62L61 11V13L59 14V11H58V13H56V11H55V13L57 14V16L59 17V15H60V20H61V16H62V14L63 15H67L68 17H66V15L64 16V17H62V19H66L65 21L63 20V22H66L67 20H68V18H69V15H70V12ZM133 11V12H134ZM33 13H31L30 14V16L33 14H35V15H38V13L34 10V11H32ZM34 12H36V13H34ZM39 12H43V10L41 11L40 10V8H39ZM46 11H44L43 13L44 14H46L45 13ZM92 12V11H91ZM94 12V11H93ZM174 12V11H173ZM175 12H177V11H175ZM11 13H13V15L11 14ZM17 13H20V12H17ZM42 13V14H43ZM47 13V14H48ZM53 13H51L52 15H51V17L49 18V19H43V20H46L47 21V23L46 24H44L43 23V20H42V23L43 24H41V22L40 21H38L37 22V25H38V23H40L38 26H36L37 28L38 27H40V25H43L44 27H47L48 25L49 26H51V24H54V22L53 21H57L58 19H56V18H58L57 16H56V14H54L56 17L54 18L53 17V19H52V16H54L53 15ZM120 13V12H119ZM136 13V12H135ZM2 14V13H1ZM41 14V13H40ZM39 14V15H40ZM43 14V16L45 17V15ZM114 14V13H113ZM20 15H22V13L21 14H19V17H20ZM34 15V16H35ZM85 15V14H84ZM91 15V14H90ZM89 14H88V12L86 13V15H85V19H84V21L82 22V20L80 21V24L79 23H77V22H79V20L77 21L76 20V23H75V20H73L74 21V23H73V25L74 24H79V26H81L82 24H81V22L84 24L85 23V25L87 24H89V22H86V21H89L90 19H91V16H90ZM173 15H175V14H173ZM16 16V15H15ZM28 15L26 14V17H27ZM34 16H33V18H34ZM42 16V15H41ZM135 16H137L138 17V15L137 14H135ZM134 16V17H135ZM179 16V15H178ZM36 18L38 17V16H35ZM72 17L73 16H71L70 15V22L69 21H67V22H69V23H71V22H73V21H71L72 20ZM137 17H135V19L134 20H137L136 18ZM141 17H143V16H141ZM46 18H48V17H46ZM75 17H73V19H74ZM116 18V17H115ZM17 19H20V18H18L17 17ZM22 19H23V17H22ZM27 19V18H26ZM26 19H25V21H26ZM50 19H52V21H50L51 23H48V20H50ZM77 19V18H76ZM79 19V18H78ZM124 20H125V18H123ZM175 19V18H174ZM223 19H227V21H225V20H223ZM29 20H32V18L30 19V17H29ZM35 20L37 21V19H34V22H35ZM108 20V19H107ZM123 20V21H124ZM179 20V19H178ZM33 21V20H32ZM31 21V22H32ZM62 21V20H61ZM132 22H133V19L131 20ZM138 21H140L139 20V18H138ZM138 21H134L135 23L137 22V23H140V22H138ZM24 22V21H23ZM27 23H30V22H28V21H26ZM53 22V23H52ZM63 22H60L59 23V20H58V22L57 23H59L58 25H65V23H63ZM108 22V21H107ZM106 22V23H107ZM125 22V21H124ZM129 22H130V20H129ZM128 22V23H129ZM132 22H131V24H132ZM21 23V22H20ZM25 23V22H24ZM26 23V24H27ZM69 23L67 24V25H69ZM105 23V24H106ZM108 23H110V22H108ZM107 23V24H108ZM123 23V22H122ZM126 23V22H125ZM125 23H123V25H122V27H123V29H125V26H126V24ZM144 23V22H143ZM22 24V23H21ZM25 24V25H26ZM31 24V23H30ZM30 24H27L30 28L32 27V26H34V24L32 25V26H30ZM48 24V25H47ZM113 25H114V23H112ZM147 24V23H146ZM180 24V23H179ZM186 24H183V25H186ZM25 25H23V26H25ZM35 25H36V22H35ZM47 25V26H46ZM55 25V24H54ZM53 25V26H54ZM58 25H56L57 27H58ZM111 24H109V25H106L107 27L108 26H110ZM117 25H119V24H117ZM130 25V24H129ZM133 25H134V27H135V29L139 26V25H137V26H135V24L133 23ZM145 25V24H144ZM48 26V27H49ZM52 26V27H53ZM55 26V27H56ZM72 26V25H71ZM70 26V27H71ZM84 26V25H83ZM83 26L81 27V29L83 28ZM105 26V27H106ZM143 26V25H142ZM147 26V25H146ZM181 27H182V25H180ZM186 26V27H187ZM26 27V26H25ZM28 27V28H29ZM60 27V26H59ZM78 27V26H77ZM76 27V28H77ZM106 27V29H108L109 30V28H113V27H109V28H107ZM120 27V26H119ZM118 27V28H119ZM185 27V26H184ZM72 28V27H71ZM71 28L69 29V28H67L66 27V29L68 30H70L71 31ZM73 28H75V26L73 27ZM72 28V30H74L75 32H76V35H80L79 33L77 34V32L79 31V30H81V29H77L78 31H76L75 29H73ZM86 28V27H85ZM89 28H93V27H90L89 26ZM96 28V27H95ZM114 28H115V26H114ZM121 28V27H120ZM132 28V30H134L133 29V27H131ZM140 28H143V27H140ZM140 28H139V31H140ZM25 29V28H24ZM32 29H35V26L34 27H32ZM32 29H30V30H28V31H31ZM49 29V28H48ZM53 29H54V27H53ZM56 29H63V28H56ZM88 29V27L86 28V29H83V30H87ZM88 30H90V29H88ZM86 31V33L88 32H90V31ZM91 30H93V29H91ZM112 30V29H111ZM110 30V31H111ZM122 30V29H121ZM126 30V29H125ZM144 30H146V28L144 29ZM182 30H183V28H182ZM33 31V30H32ZM37 32H39L40 31V29H39V31H38V29L36 30ZM66 31V30H65ZM65 31H62V32H64L65 33ZM74 31H73V36H76L75 34H74ZM107 31V30H106ZM110 31H108L107 33H109ZM123 31V30H122ZM135 31V30H134ZM141 31H142V29H141ZM184 31V30H183ZM35 32V31H34ZM82 31H80V33H81ZM92 32H95V35H97V33H96V31H92ZM92 32H90V34L92 33ZM112 32V31H111ZM238 32H240L239 34H238ZM64 33H62L63 35H64ZM66 33H67V31H66ZM82 33H85V31L84 32H82ZM81 33V34H82ZM85 33V34H86ZM87 33V34H88ZM101 33H103V32H101ZM106 33V34H107ZM120 33H121V31H120ZM125 33V32H124ZM32 34V35H31ZM40 34V33H39ZM72 34V33H71ZM87 34L85 35V37H84V35H83V37H84V40L87 38L86 36H87ZM93 35H94V33H92ZM99 34V33H98ZM105 33H104V35H106ZM118 34V33H117ZM140 34H141V32H140ZM181 34V35H180ZM179 35L182 37V34H183V32L182 33H180ZM184 34H185V32H184ZM62 35V36H63ZM93 35L91 36V38H93ZM126 35V34H125ZM38 36V35H37ZM62 36H60L61 37V39H62ZM65 36L68 38V34L66 35L65 34ZM65 36H63L64 38H63V40H61L60 39V37H59V41H56L55 43H58V45H61V43H64V42H62V41H65L66 39H65ZM69 36H70V34H69ZM72 36V35H71ZM98 36V35H97ZM96 36V37H97ZM102 36V35H101ZM100 36V37H101ZM106 36H108V35H106ZM128 36V35H127ZM140 36V35H139ZM95 37V36H94ZM100 37H98V38H96L97 40L100 38ZM181 37H180V39H181ZM72 38V37H71ZM70 38V40H72ZM80 38H81V35H80ZM79 38V39H80ZM104 38H106V37H104ZM120 38V37H119ZM188 38V37H187ZM186 38V39H187ZM35 39V38H34ZM95 38H93V39H91V40H94ZM103 39V38H102ZM152 39V38H151ZM179 39V40H180ZM183 39H185V38H183ZM264 39V38H263ZM262 39V40H263ZM36 40H39V39H37V37H36ZM81 40H82V38H81ZM83 40V41H84ZM101 40V39H100ZM134 40V39H133ZM54 41V40H53ZM87 41V40H86ZM88 41H89V39H88ZM95 41V40H94ZM103 41H104V39H103ZM153 41V40H152ZM152 41H150V43L152 42ZM155 41H156V39H155ZM185 41V40H184ZM42 42V41H41ZM97 42V41H96ZM182 42V41H181ZM66 43H67V40H66ZM147 43V42H146ZM153 43H155V42H153ZM41 44V43H40ZM39 44V45H40ZM65 44V43H64ZM84 44V43H83ZM83 44L82 45H80V49H82L83 48ZM86 44V43H85ZM94 44H96V43H94ZM29 45H31V48L29 49H27L26 47H28ZM37 45H36V47H37ZM38 45V46H39ZM57 45V44H56ZM140 45V44H139ZM260 45V44H259ZM262 45V44H261ZM33 46V47H32ZM63 46V47H62ZM64 46H66V45H61V49L63 48L64 49ZM79 46V45H78ZM86 46V45H85ZM88 46H89V44H88ZM87 46V47H88ZM91 46V45H90ZM97 46V45H96ZM119 46V45H118ZM133 46H135L134 44H133ZM154 46V45H153ZM156 46V45H155ZM5 47H4V49H5ZM36 47L34 48L35 50H36V52H37V55L38 56H42V53H40L39 52V48H37L36 49ZM58 47V46H57ZM60 47V46H59ZM69 47V46H68ZM68 47L66 48V49H68ZM73 47V46H72ZM7 48V47H6ZM92 48V47H91ZM90 48V49H91ZM117 48V47H116ZM3 49V48H2ZM3 49V50H4ZM25 49L27 50V53H26V51H25ZM39 49V50H38ZM66 49H64L65 51L64 52H66ZM69 49H71L70 47H69ZM73 49H74V47H73ZM75 49H76V46H75ZM85 49H87V48H85ZM119 49V48H118ZM258 49H260V48H258ZM257 49V50H258ZM262 49H264V47L262 48ZM29 50H31V51H29ZM35 50H34V52H35ZM38 50V51H37ZM60 50V49H59ZM88 50V49H87ZM94 50V49H93ZM114 50H115V48H114ZM29 51V52H28ZM41 51V50H40ZM54 51V50H53ZM52 50L49 52V53H51V52H53ZM84 51V50H83ZM83 51H80V52H82L83 53ZM90 51V50H89ZM117 51V50H116ZM116 51H114L115 53H116ZM124 51V50H123ZM132 51H134V47H133V49H132ZM34 52L33 53H31V54H34ZM36 52H35V54H36ZM48 52H46V53H48ZM95 52V51H94ZM110 52V51H109ZM147 52V51H146ZM11 53V54H10ZM40 53V54H39ZM54 53V52H53ZM57 53V52H56ZM67 53V52H66ZM78 53V52H77ZM77 53H75L76 55H77ZM133 53V52H132ZM131 53V54H132ZM152 53V52H151ZM159 53V52H158ZM162 53V52H161ZM261 53H264V51L262 50L261 51ZM31 54L29 55L30 57H31ZM35 54H34V57H36L35 56ZM45 54V53H44ZM72 54V53H71ZM98 54H99V51H98ZM118 54H119V52H118ZM117 54V55H118ZM121 54V53H120ZM134 54V53H133ZM132 54V55H133ZM148 54H150V53H148ZM160 54V53H159ZM159 54H155V55H159ZM166 54V53H165ZM9 55H12V58H8V57H10ZM45 55H47L48 56V54H45ZM50 55V57H51V54H49ZM53 55V54H52ZM124 55V54H123ZM136 55V54H135ZM187 55V54H186ZM189 55V56H190ZM264 55V54H263ZM24 56H22L24 59L23 60H25V57ZM33 56V55H32ZM37 56V57H38ZM44 56V55H43ZM67 56V55H66ZM71 56V55H70ZM80 57H82V55L80 54L79 55ZM83 56H84V54H83ZM90 56H91V58L93 57L92 56V54H91V51H90ZM106 56V55H105ZM145 56H147V53H146V55ZM188 56V55H187ZM222 57V60H221V62H216L215 61V59H216V57ZM28 58L31 62H33V59H31V58ZM37 57L35 58V60L37 59ZM40 57H38V58H40ZM45 57V56H44ZM43 57V61L45 60L46 61V59L47 60H49V58L48 57H46V58H44ZM60 57H61V55H60ZM60 57H59V59H60ZM75 56H73V58H74ZM79 57V58H80ZM115 57V56H114ZM113 57V58H114ZM125 57V56H124ZM130 57V56H129ZM148 57V56H147ZM152 57H155L154 55L152 56H150L149 55V59L150 58H152ZM158 57V56H157ZM57 58V60H58V57H56ZM62 58H64V57H62ZM66 58H69V56L68 57H66ZM65 58V59H66ZM83 58V57H82ZM82 58H80V59H82ZM85 58V57H84ZM86 58H87V56H86ZM90 58V57H89ZM102 58H104V57H102ZM116 58V57H115ZM122 58V57H121ZM136 58V57H135ZM141 58V57H140ZM160 58V57H159ZM27 59V60H28ZM76 59V58H75ZM78 59V58H77ZM79 59V60H80ZM95 59V58H94ZM132 59V58H131ZM143 59V58H142ZM190 59V60H191ZM11 60V61H10ZM28 60V61H29ZM40 60V59H39ZM56 60V62H58ZM63 60L64 59H62V61L61 62H63ZM69 60L71 61V59H68V61L67 62H69ZM73 61H74V59H72ZM82 60H84V59H82ZM92 59H90L89 61H91ZM109 60V59H108ZM146 58H145V63H146ZM151 60V59H150ZM226 60V61H225ZM26 61V60H25ZM29 61V62H30ZM44 61V62H45ZM65 62H66V60H64ZM72 61V62H73ZM88 61V62H89ZM130 61V60H129ZM136 61V60H135ZM143 61H144V59H143ZM142 60H141V62H143ZM12 62V63H11ZM30 62V63H31ZM40 62L41 63H43L42 62V60H40ZM47 62V61H46ZM45 62V63H46ZM56 62H55V64H56ZM60 62V61H59ZM61 62H60V64H61ZM75 62H77V60L75 61ZM82 62V61H81ZM87 62V61H86ZM87 62V63H88ZM93 62V61H92ZM92 62H90V64H88V65H90V67H91V63ZM110 62H112V60L110 61ZM114 62V61H113ZM123 62V61H122ZM121 62V63H122ZM130 62H132V61H130ZM134 62V61H133ZM139 62V60L137 61V63ZM140 62V63H141ZM152 62V61H151ZM190 62V61H189ZM34 63H36L35 61H34ZM69 63H71V62H69ZM67 64L68 66L70 65V64ZM84 63H85V61H84ZM107 63H108V61H107ZM115 63V62H114ZM126 63V62H125ZM125 63H123V64H125ZM137 63H134L135 64V66H136V69H137V66L138 65H136ZM139 63V64H140ZM38 64H39V67H41L42 65H45V64H40L39 62H38V60H37V65H35V66H37L36 68H39L38 67ZM65 64V63H64ZM72 64V63H71ZM77 64V63H76ZM93 64V63H92ZM95 64V63H94ZM104 64H106V63H104ZM103 64V65H104ZM111 64V63H110ZM132 64V63H131ZM148 64V63H147ZM191 64V63H190ZM194 64V63H193ZM197 64V65H198ZM26 65H28V64H26ZM31 65H34V64H31ZM52 65V64H51ZM57 65V64H56ZM56 65H55V68H57L56 67ZM59 65V64H58ZM66 65V64H65ZM64 65V66H65ZM96 65H97V62H96ZM107 65V64H106ZM120 65V64H119ZM128 65V64H127ZM196 65V66H197ZM12 66V67H13ZM46 66V65H45ZM44 66V67H45ZM50 66V65H49ZM73 67L74 66H79V68H82V67H80L81 66V64H79V65H72ZM101 66H102V64H101ZM108 66V65H107ZM116 66L118 67V65H117V63H116ZM121 67H123V65H120ZM132 66H133V64H132ZM141 66V65H140ZM191 66V65H190ZM26 67V68H25ZM31 67V66H30ZM47 67V66H46ZM53 67H54V65H53ZM52 67V68H53ZM63 67V66H62ZM66 67V68H65ZM64 67V69L65 70H67L68 69V67L67 66H65ZM95 68L93 69V66H92V69L93 70H95L96 69V67L97 66H94ZM109 67H111V66H109ZM116 67V68H117ZM142 67V66H141ZM146 67V66H145ZM163 67V66H162ZM162 67H160V68H162ZM199 67V66H198ZM28 68H29V66H28ZM32 68V67H31ZM34 68V67H33ZM49 69H51L50 67H48ZM59 68H61V67H59ZM59 68H57V69H59ZM72 68V67H71ZM79 68L77 69V70H79ZM84 68H85V66H84ZM87 68V67H86ZM105 68V67H104ZM112 68H114V67H112ZM116 68H114V69H116ZM130 68V71L133 69L134 70V66H133V68L131 69V67H129ZM157 68H159V67H157ZM156 68V70L155 71H157L158 69ZM159 68V70L162 72V69H160ZM62 69V68H61ZM61 69H60V72H62L61 71ZM73 69H75V67L73 68ZM91 71H93L91 68H89ZM101 69V68H100ZM105 69H107V68H105ZM113 69V70H114ZM126 69V68H125ZM140 69V68H139ZM139 69H137V70H139ZM149 69V68H148ZM151 69V68H150ZM199 69H197L196 68V70H199ZM42 70V69H41ZM45 70V69H44ZM55 70V69H54ZM69 70V69H68ZM80 70H82V69H80ZM79 70V71H80ZM89 70V71H90ZM98 70H99V68H98ZM101 70H103V69H101ZM107 70H109V69H107ZM120 70V69H119ZM123 70H124V68H123ZM136 70V71H137ZM142 70V69H141ZM140 70V74H141V71ZM159 70L157 71V72H159ZM36 70L34 69V71L33 72H35ZM50 71H53V69L52 70H50ZM50 71H48L47 73L49 74L50 73ZM64 71V70H63ZM70 71V74H72V72L71 71H74V70H69ZM68 71V72H69ZM76 71V70H75ZM79 71H77L78 73H76L77 75L79 74ZM87 71H88V69H87ZM88 71V72H89ZM90 71V72H91ZM104 71V70H103ZM106 71V70H105ZM110 71L112 72V70L110 69ZM110 71H107L108 73H110ZM125 71H127V72H125L126 74H128V72H129V70H125ZM135 70H134V72H136ZM145 71V70H144ZM153 71V70H152ZM155 71L153 72V73H155ZM58 72L59 71H57V72H53V73H51V75L52 74H55V73H57L58 74ZM65 73H67L66 71H64ZM81 72H83V73H86V72H84V71H81ZM80 72V74L81 75H84L85 77H86V75H89L88 73H86V75L85 74H83V73H81ZM89 72V73H90ZM93 72H95L94 74L95 75H98L97 73H100L101 74V72H98L97 70H95V71H93ZM107 72H106V74H107ZM161 72H159V74L161 73ZM195 72H198V71H195ZM195 72H193V73H195ZM36 73V75H37V73H38V70H37V72H35ZM40 74L42 73V71L41 72H39ZM44 73V72H43ZM63 73V72H62ZM62 73H60V75L62 74ZM75 73V72H74ZM117 73V72H116ZM130 73V72H129ZM133 72H131V74H132ZM0 74H1V72H0ZM40 74H38L37 76L35 75L33 78L35 79L36 77H38V79L39 78H41V76L39 77V75ZM48 74H47V76L46 77H48ZM57 74H55V76L57 77L58 75ZM68 74V73H67ZM69 74V75H70ZM76 74H75V76H76ZM102 74H103V72H102ZM102 74L100 75V76H102ZM106 74L104 75L105 76V79L107 78L106 77ZM124 74V73H123ZM134 74V73H133ZM136 74V73H135ZM138 74V73H137ZM136 74V75H137ZM254 74V73H253ZM2 75H0V77L2 76ZM51 75H49V76H51ZM59 75V76H60ZM68 75V77H69V79L66 77H64V76H66V74H64V79H68V81L67 82H69V80H72V78H76L75 76L73 77L72 75H74V74H72L71 75V77ZM93 75V74H92ZM111 75V74H110ZM130 75V74H129ZM135 75V76H136ZM152 75V74H151ZM150 75V76H151ZM153 75H155V78H156V76H159L158 75V73H157V75H156V73L155 74H153ZM191 75V74H190ZM252 74H250V76H251ZM255 75H257V74H255ZM254 75V76H255ZM58 76V77H59ZM94 76V75H93ZM99 76V78L100 79H102L101 77ZM107 76H108V74H107ZM112 76V75H111ZM117 76H119L118 74H117ZM116 76V74H115V77H111L110 79H114L115 78V80L116 81H118L117 83H110L111 85H114V84H119V82H120V84L122 83L123 84V96H124V100H126V103L127 102H129V100L130 99H132V98H137L138 99V97L139 98H141L140 97V93H141V90H143V89H145V88H143V89H140V87H139V85H140V83H139V85H138V79L136 80V82H135V80L134 79H132L130 76H126L125 74H124V76H122L121 77V80L119 81V80H117V77ZM134 76V75H133ZM140 77V75L138 74L137 75V77ZM249 76V77H250ZM253 76V77H254ZM55 77V78H56ZM57 77V78H58ZM62 77V76H61ZM78 77H79V75H78ZM90 77H92V76H90ZM89 77V78H90ZM109 77V76H108ZM138 77V78H139ZM187 77V76H186ZM194 76H193V78H195ZM44 78V77H43ZM43 78H41L43 81L45 80V79H43ZM51 78H53V77H50L49 79H51ZM89 78H88V76H87V78H86V80H89ZM98 78V77H97ZM96 77H95V79H97ZM104 78V77H103ZM151 78V77H150ZM154 78V79H155ZM158 78V77H157ZM190 78V80H191V78L192 77H189ZM189 78H188V80H189ZM31 79H32V76H31ZM90 79H92V78H90ZM118 79H120V78H118ZM36 80V79H35ZM41 80V81H42ZM55 80V82H56V80L59 82V80H60V78H58V79H54ZM54 80L52 79V80H50L51 82L53 81V83H54ZM80 80H81V78H80ZM84 80V79H83ZM83 80H82V82H83ZM103 80V79H102ZM102 80L101 81H97L98 82V84L100 83V82H102ZM106 80H108V79H106ZM140 80V79H139ZM186 80V79H185ZM187 80V81H188ZM189 80V81H190ZM39 81H40V79H39ZM39 81H37V82H34L35 84L37 83L38 85L37 86H39V88H34V85L32 84V88H34L36 91H34L33 93H34V95H36V93L37 94H39L38 96H40L41 97V95H40V93H38L37 92V90L39 89V90H42V89H40V87L42 88V86H40L39 84H41V83H39ZM46 81V80H45ZM45 81H44V83H45ZM75 81H77V79L75 80ZM79 81V80H78ZM94 81V80H93ZM109 81H111V80H109ZM248 81V80H247ZM6 82V81H5ZM46 82H48V81H46ZM60 82H62V81H60ZM65 82V81H64ZM81 82V83H82ZM88 82V81H87ZM90 82H91V80L89 81V83H87L88 85L90 84ZM94 82H96V81H94ZM96 82V83H97ZM105 82V80L103 81V83ZM140 82V81H139ZM146 82V81H145ZM145 82L143 83L144 85H145ZM250 82V81H249ZM258 82H260V81H258ZM43 83V84H44ZM63 83V82H62ZM73 83V84H72ZM75 83H78V82H75ZM81 83H78V84H81ZM84 83V82H83ZM82 83V84H83ZM92 83L93 82H91V85H92ZM103 83H100L101 84V86H99V85H97L98 86V88L100 87H102V85H104V88L106 87V86H108L109 87V85H107V82H105V84H103ZM248 83V82H247ZM251 83V82H250ZM250 83H249V85H250ZM46 84V83H45ZM51 83H49V86H51L50 85ZM66 84V83H65ZM260 84H261V82H260ZM0 85L3 87V85L0 83ZM56 85V84H55ZM54 85V86H55ZM59 85V84H58ZM58 85H56V87L55 88H58L59 89V87H57ZM62 85V84H61ZM76 85V84H75ZM94 85V84H93ZM93 85H92V87H93ZM187 85H188V83H187ZM263 85V84H262ZM10 86H12V84L10 85ZM62 86H64V85H62ZM84 86H86V88H87V85H86V82H85V84H84ZM97 86H96V88H97ZM121 87H122V85H120ZM146 86V85H145ZM252 86V85H251ZM16 87V86H15ZM78 87V86H77ZM91 87V88H92ZM116 87V86H115ZM117 87H118V89H119V85H117ZM143 87V86H142ZM247 87H248V84H247ZM12 88V87H11ZM46 88H48V86L46 87ZM62 88V87H61ZM72 88V89H73ZM250 88V87H249ZM249 88H247V89H249ZM253 88V87H252ZM261 88L262 87H260V90H261ZM13 90H14V88H12ZM17 89V88H16ZM52 89V88H51ZM53 89H54V87H53ZM83 89V88H82ZM90 89V88H89ZM93 89V88H92ZM94 89H95V86H94ZM103 89V88H102ZM263 89V88H262ZM12 90V91H13ZM18 90V89H17ZM17 90H15V91H17ZM50 90V89H49ZM56 90V89H55ZM122 90V89H121ZM182 90V89H181ZM180 90V91H181ZM252 90V89H251ZM15 91H14V94H15ZM43 92H45V93H48V92H46L45 90H42ZM59 91V90H58ZM57 91V92H58ZM88 91L90 92V90H88L87 89V93H88ZM92 91V90H91ZM40 92V91H39ZM95 92V91H94ZM96 92H98V91H96ZM107 92H108V90H107ZM122 92V91H121ZM143 93H147L146 91L144 92V91H142ZM249 92H250V89H249ZM261 92L263 93L264 91L263 90H261ZM23 93H25V92H23ZM23 93H20V94H23ZM32 92H31V95L33 94ZM51 93V92H50ZM60 93V94H61ZM113 93V92H112ZM143 93H142V95H143ZM261 93V94H262ZM30 94V92H28V94L27 95H29ZM43 95H44V93H42ZM90 94V93H89ZM104 94V93H103ZM107 95L109 94V93H106ZM115 94V93H114ZM116 94H119V93H116ZM177 94H179V92H177L176 93V95H174V97L175 96H177ZM16 95V94H15ZM14 95V96H15ZM47 95V94H46ZM70 97H69V96ZM74 95V94H73ZM106 95V96H107ZM110 95V94H109ZM121 95H122V93H121ZM121 95H119V96H121ZM26 96V97H25ZM30 96V95H29ZM49 96V95H48ZM72 96V97H71ZM84 97H85V95H83ZM100 96H101V94H100ZM20 97V98H21ZM32 97H33V95H32ZM37 97V96H36ZM74 97V98H73ZM75 97H76V99H77V101L79 102V104L78 103H76L75 102ZM83 97V98H84ZM87 97H91V95L89 96H87ZM93 97V96H92ZM103 97V96H102ZM102 97H100V98H102ZM105 97V96H104ZM107 97H109V96H107ZM112 97V96H111ZM146 97V96H145ZM144 97V95H143V98L146 100V98ZM174 97H173V99H174ZM38 98V97H37ZM45 96L42 98L44 101H45V99L48 101L49 99H48V97L47 98H45ZM78 98H79V100H78ZM95 98H96V100L97 99H99V98H97V96L96 97H94L93 98V100H92V102L95 100ZM106 98V97H105ZM121 98V97H120ZM123 98V97H122ZM143 98H141V99H143ZM170 98H172V97H169V100H170ZM82 99V98H81ZM84 99V100H85ZM107 99V98H106ZM109 99V98H108ZM111 99V98H110ZM110 99H109V101H110ZM137 99H135V100H137ZM141 99H138L139 101H138V103H136V102H134V103H136V105H137V107H138V104L140 105L138 108L136 107V105L135 106H133L132 108H133V110H134V108L136 109V110H138V112H136V113H138V114H136V116L135 117H138V115L140 116L141 114H142V112H141V110H140V108L141 109H143L144 110V108L146 107L145 105V107L143 108L142 107V100ZM144 99H143V102H144ZM39 100V99H38ZM95 100V101H96ZM102 100H105V99H102ZM114 101H115V99H113ZM112 99H111V101H113ZM117 101L119 100V99H116ZM172 100V99H171ZM169 101V103L170 102H172V101ZM42 101V100H41ZM44 101H42V103L44 102ZM60 101H62V100H60ZM81 101V100H80ZM99 101H101V99L99 100ZM110 101V102H111ZM140 101H141V103H140ZM49 102V101H48ZM91 102V101H90ZM89 102V103H90ZM91 102V103H92ZM110 103V102H108L107 100H105V103ZM116 102V101H115ZM21 103V102H20ZM23 103V102H22ZM38 103H40V102H38ZM45 103V102H44ZM62 103V102H61ZM80 103H82L81 105H80ZM94 103V102H93ZM95 103H97V104H95ZM93 105H99L100 104V102L98 103V101L97 102H95ZM112 104H113V102H111ZM118 103V102H117ZM120 103V102H119ZM122 103V102H121ZM131 103H133V102H131ZM131 103H130V105H131ZM166 103V102H165ZM28 104V103H27ZM101 104H103V102L101 101ZM116 104V103H115ZM168 104V103H167ZM166 104V105H167ZM0 105V106H1ZM46 105V104H45ZM44 105V106H45ZM91 105V106H90ZM88 107H93L92 106V104H90ZM111 105V104H110ZM118 105V104H117ZM121 105H123V104H121ZM120 105V106H121ZM127 105H128V103H127ZM130 105H129V107H130ZM166 105L164 106V108L166 107ZM102 106V105H101ZM101 106H100V108H101ZM119 106V105H118ZM163 106V105H162ZM168 107H170L169 106V104L167 105ZM83 107H79V108H83ZM105 107H106V105H105ZM108 107V106H107ZM111 108H112V106H110ZM123 107H125V110H126V108L128 107V106H123ZM176 107V106H175ZM94 109V111H95V109L97 108L98 110H99V106L98 107H93ZM114 108H116V109H114ZM114 112L116 111V112H118L117 111V108L118 107H115V105H114ZM160 109H161V107H159ZM156 109V113H157V111L158 110H160V109ZM2 109V108H1ZM6 109V110H5ZM60 109V108H59ZM97 109H96V111H97ZM110 109V108H109ZM118 109H120V108H118ZM146 109V108H145ZM149 109V108H148ZM71 110H73L72 112H70ZM82 110V109H81ZM101 110H103L102 108H101ZM100 110V111H101ZM121 110V109H120ZM132 109H131V111H133ZM142 110V111H143ZM147 110V109H146ZM154 110V109H153ZM4 111H2L1 110V115L3 114V112ZM83 111V112H84ZM92 113H91V112ZM99 111V112H100ZM104 111V110H103ZM122 112L124 111V110H121ZM128 111H129V108H128ZM161 111H162V109H161ZM4 112V115H6V113ZM9 112V111H8ZM27 112V113H26ZM82 112V113H83ZM84 112V113H85ZM105 112H106V110H105ZM104 112V113H105ZM130 112V111H129ZM141 112V114H139ZM144 112H145V110H144ZM143 112V113H144ZM146 112H149V114H148V116L149 115H151V113L153 112H151L150 113V111H146ZM26 113V114H25ZM104 113H102V114H104ZM108 113V112H107ZM124 113V112H123ZM160 112H158V114H159ZM113 113H111L110 115H112ZM115 114V113H114ZM126 114V113H125ZM130 114H131V112H130ZM130 114H129V116H130ZM153 114V113H152ZM0 115V118L1 117H3V116H1ZM7 115H8V113H7ZM84 115V116H85ZM116 115V114H115ZM120 115H122L121 113H120ZM132 115H133V113H132ZM155 114H153V116H154ZM161 115V113L159 114V116ZM13 116V115H12ZM12 116H9L8 115V117H11L12 118ZM28 116V115H27ZM26 116V117H27ZM30 116H31V114H30ZM66 116V115H65ZM65 116L63 115V119H65ZM117 117L119 116V115H116ZM5 117V116H4ZM37 117V116H36ZM67 117V116H66ZM113 117V116H112ZM117 117H114V118H117ZM29 118V117H28ZM58 118V119H59ZM61 118V119H62ZM68 118V117H67ZM66 118V119H67ZM81 116H79V120H82L83 119V117L81 118ZM124 118V117H123ZM122 118V119H123ZM128 119H129V117H127ZM141 118V117H140ZM5 120H9V118L8 119H6V117L4 118ZM30 119V118H29ZM35 119V118H34ZM60 119V120H61ZM74 119V118H73ZM72 119V121L75 123V121ZM75 119H77L76 118V116H75ZM119 119H120V116H119ZM121 119V120H122ZM126 119V118H125ZM132 119V118H131ZM136 119V118H135ZM3 120V119H2ZM11 120V119H10ZM102 120V121H101ZM116 120V119H115ZM114 119H113V121H115ZM144 120V119H143ZM156 120V121H155ZM4 121V120H3ZM2 121V122H3ZM71 121V120H70ZM78 121V120H77ZM111 121V120H110ZM132 121V120H131ZM130 121V123H133V121L131 122ZM138 121H141V120H139L138 119ZM147 121H148V118H147ZM251 121V120H250ZM251 121V122H252ZM1 122V121H0ZM28 123H29V121H27ZM26 122V123H27ZM37 122V121H36ZM40 122V121H39ZM57 122H58V120H57ZM61 121H59L58 123L59 124H57V125H59V126H61L63 123V121L60 123ZM79 122V121H78ZM102 122V123H101ZM112 122V121H111ZM136 122V121H135ZM134 122V123H135ZM246 122V121H245ZM10 123V122H9ZM35 123V122H34ZM42 123V124H43ZM64 123H65V121H64ZM110 122H108V124H109ZM247 123V122H246ZM1 124H3L4 125V123H1ZM7 124H8V122H7ZM6 124V125H7ZM36 124H38V123H36ZM55 124V123H54ZM52 125V128H53V126H57V125ZM76 124H77V122H76ZM76 124H74L73 126H76V128H77V125ZM79 124H80V122H79ZM83 124V123H82ZM85 124V123H84ZM116 125L115 123H110V126L111 125ZM145 124V123H144ZM143 124V125H144ZM237 124V123H236ZM240 124V123H239ZM237 125V126H239V127H242V126H240V125ZM242 124V123H241ZM250 124V123H249ZM253 124V123H252ZM255 124V123H254ZM2 125V126H3ZM28 126H29V124H27ZM31 125V124H30ZM104 125H106V128H107V123L106 124H104ZM136 125V124H135ZM135 125H132V126H135ZM39 127H40V124L38 125ZM81 126H83V125H81ZM80 126V127H81ZM89 126L88 127H86V125H85V127L86 128H89ZM109 126V127H110ZM137 126H138V124H137ZM236 126V125H235ZM4 127V126H3ZM45 127H40V128H42V132H43V129L45 128ZM84 127V126H83ZM82 127V128H83ZM252 127V126H251ZM5 128V127H4ZM7 128V127H6ZM49 128H51V126L49 127ZM57 128V127H56ZM55 129V128H54ZM73 129H75V127H73ZM100 129H101V131H100ZM110 129H112L111 127H110ZM115 129V128H114ZM152 129H154L155 131H154V134H152L151 135V138L149 139V140H147V133L146 132H148V131H150V130H152ZM1 130V129H0ZM7 130V129H6ZM52 130V129H51ZM51 130H50V132H51ZM76 130H79V129H76ZM84 130V129H83ZM104 130V129H103ZM243 130V129H242ZM242 130L240 131H235L236 133L237 132H242ZM254 130V129H253ZM4 131V130H3ZM44 131H46L47 132V130H44ZM79 131H81V130H79ZM90 131H92L93 132V130H90ZM89 131V132H90ZM244 131V130H243ZM35 132V131H34ZM78 132V131H77ZM82 132V131H81ZM80 132V133H81ZM88 132V133H89ZM104 132V131H103ZM102 132V133H103ZM107 132V131H106ZM137 132V131H136ZM234 132V131H233ZM29 133V132H28ZM39 133H41V132H39ZM37 134V136L36 137H38V135H39V137H41L40 136V134ZM84 133V132H83ZM94 133V132H93ZM112 133V132H111ZM192 133V134H191ZM236 133L235 134H233L234 136L236 135ZM6 134V133H5ZM12 134V133H11ZM32 134L34 135V133L32 132ZM35 134H36V132H35ZM44 134V133H43ZM47 134H49V133H47ZM51 134L53 135V132H51ZM55 134V133H54ZM86 134V133H85ZM97 134V135H98ZM113 134L114 135H116V133H114L113 132ZM238 134V133H237ZM1 135V134H0ZM29 135V134H28ZM27 135V136H28ZM32 135V136H33ZM42 135V134H41ZM46 135V134H45ZM51 135V136H52ZM80 135V134H79ZM89 136L90 135H92V133L90 134H88ZM87 135V136H88ZM97 135H95V136H97ZM100 135V134H99ZM103 135V134H102ZM113 135V136H114ZM197 134H195V135H193L194 137L196 136ZM239 135H242V133L241 134H239ZM7 136V135H6ZM23 136H25V135H23ZM34 136V137H35ZM47 136V135H46ZM50 136V137H51ZM55 136V135H54ZM62 137H63V135H61ZM83 137H84V135H82ZM93 136V135H92ZM92 136H91V138H92ZM104 136V135H103ZM102 136V137H103ZM109 136V135H108ZM133 136V137H132ZM2 137V136H1ZM4 137V136H3ZM49 137V138H50ZM111 137V136H110ZM193 137V138H194ZM200 137V136H199ZM233 137V136H232ZM244 137V136H243ZM30 138V137H29ZM55 138V137H54ZM77 138H81V137H77ZM77 138H75V139H77ZM90 138V137H89ZM88 138V139H89ZM91 138H90V141H93V139L91 140ZM116 138H117V136H116ZM189 138L191 139V137L189 136ZM192 138V139H193ZM235 138H237V137H235ZM40 139V138H39ZM60 139H62V140H60ZM84 139V138H83ZM106 139V138H105ZM118 139H119V137H118ZM191 139V140H192ZM197 139V138H196ZM230 139H232L231 141H232V144H231V141H230ZM31 140V139H30ZM63 140H65V142H63ZM80 140H82V139H80ZM101 140H102V138H101ZM114 140V139H113ZM198 140H199V138H198ZM235 140V139H234ZM237 140H239V139H237ZM78 141H79V139H78ZM96 141L98 142V141H100L99 139L97 140H94V143L97 145V143H96ZM105 141V140H104ZM115 142H117L116 140H114ZM120 141V140H119ZM147 141V142H146ZM195 141V140H194ZM76 143H77V140L75 141ZM74 142V143H75ZM84 141H82V143H83ZM86 142V141H85ZM113 142V141H112ZM186 142H188V138H187V140H186ZM185 142V140H184V142L182 143L183 144V146H184V151H187L188 149V147L190 146V147H192L191 145H193L192 143H191V145L189 144V143H186ZM196 142V141H195ZM30 143V142H29ZM101 143V142H100ZM107 143V142H106ZM122 143V142H121ZM128 143V144H127ZM151 143H153V144H151ZM184 143H186V145L184 144ZM28 144V143H27ZM79 144H80V141H79ZM79 144H77L78 146H79V148H80V146L81 145H79ZM103 144V143H102ZM123 144V143H122ZM188 144H189V146H188ZM179 145V146H178ZM202 145H205V143L204 144H202ZM14 146V147H13ZM86 146V145H85ZM84 146V147H85ZM87 146H90V145H87ZM103 146H104V144H103ZM109 146H113V145H109ZM116 148L118 149V145H117V143H116ZM185 146H188V147H185ZM232 146H234L235 148L233 149V147ZM9 146H7V148H8ZM92 147H94V146H92ZM99 147V146H98ZM101 147V146H100ZM106 147V146H105ZM5 148V147H4ZM77 148V147H76ZM81 148H82V146H81ZM90 148V147H89ZM102 148V147H101ZM101 148L99 149L100 151H101ZM109 148V147H108ZM113 148V150L115 149V147L113 146L112 147ZM181 148V147H180ZM205 148V147H204ZM87 149V148H86ZM91 149V148H90ZM121 149H122V147H121ZM183 149L180 151V153L181 154H185V152L183 151ZM186 149V150H185ZM191 148H189V150H190ZM263 149V148H262ZM1 150V149H0ZM10 150H12V149H10ZM18 150V149H17ZM17 150H14L15 151V153L17 152ZM20 151H21V149H19ZM104 150H105V148H104ZM103 150V148H102V151H104ZM109 150H111V149H109ZM116 150V149H115ZM188 150V151H189ZM9 151V150H8ZM24 151H25V148H24ZM24 151H21V152H23V154H24ZM27 151V150H26ZM25 151V152H26ZM117 151V150H116ZM115 151V152H116ZM5 152V151H4ZM184 152V153H183ZM14 153V152H13ZM28 153H29V151H28ZM42 153V152H41ZM237 153V152H236ZM240 153V152H239ZM1 154V153H0ZM10 154H12V152L10 153ZM22 154V155H23ZM118 154V153H117ZM169 154H170V152H169ZM175 154V153H174ZM19 155V154H18ZM21 155V156H22ZM28 155V154H27ZM171 155V154H170ZM177 155H179V153L178 154H176V156ZM6 156V155H5ZM8 156V155H7ZM21 156H18V157H21ZM44 156V155H43ZM58 156V155H57ZM171 156H173V155H171ZM180 156V155H179ZM182 156H185V155H182ZM25 157V156H24ZM55 157V156H54ZM9 158V157H8ZM23 158V157H22ZM21 158V160H24V159H26V158H24V159H22ZM42 158V157H41ZM238 158H240L239 156H238ZM38 159H40V157L38 158ZM164 159V158H163ZM258 159L260 160V164H259V166H264V154H260L259 155V157H258ZM1 160V159H0ZM63 160V159H62ZM238 160V161H237ZM237 161V162H236ZM167 162V161H166ZM63 163H64V161H63ZM5 164H6V162H5ZM10 164V163H9ZM10 165H12V163L10 164ZM13 165H15V164H13ZM12 165V166H13ZM161 165V164H160ZM0 166H1V164H0ZM66 166V165H65ZM64 166V167H65ZM170 166V165H169ZM67 167V166H66ZM67 167V168H68ZM168 167V166H167ZM211 167V166H210ZM5 168V167H4ZM3 168V169H4ZM68 168V169H69ZM160 169V168H159ZM168 169H170V168H168ZM15 170V169H14ZM67 170V169H66ZM213 170H214V168H213ZM253 170V169H252ZM166 171V170H165ZM168 171V170H167ZM166 171V172H167ZM240 171H241V174H240ZM254 171V170H253ZM14 172V171H13ZM169 172V171H168ZM212 173H214L215 172V170H214V172L213 171H211ZM245 172V171H244ZM249 173V172H248ZM17 174V173H16ZM16 174H14V175H12L7 181L6 180H4L3 178H2V176H1V174H0V201H2L3 199H7V198H9L10 196H11V194H12V192H13V187H15V186H17V180H18V176L16 175ZM67 174H68V172H67ZM66 174V175H67ZM164 174H166L165 172H164ZM168 174V173H167ZM211 174V173H210ZM231 175L232 177H233V182H232V184L231 185H229L228 183H226V177L228 176V175ZM155 176V175H154ZM248 176H250V174L248 175ZM165 178H167L168 176H164ZM211 177V176H210ZM252 177V176H251ZM257 177V176H256ZM264 177V176H263ZM206 178V177H205ZM241 178H243L242 176H241ZM262 178V177H261ZM20 179V178H19ZM244 179V178H243ZM252 179V178H251ZM255 179V178H254ZM257 179H259V177H257ZM166 180V179H165ZM164 180V181H165ZM210 180V179H209ZM243 181V183L245 184V185H243V183L241 184V182H239V181ZM262 180V179H261ZM19 181V180H18ZM149 181V180H148ZM147 181V182H148ZM161 181V180H160ZM163 181V180H162ZM167 181V180H166ZM207 181V180H206ZM259 181V180H258ZM262 181H264V180H262ZM261 181V182H262ZM156 182V181H155ZM155 182H154V184H155ZM212 182V183H213ZM260 182V183H261ZM150 183V182H149ZM164 182H162L161 183V186H163V189H164V186H165V188H166V190H168L167 188L170 186H166V184L164 185L163 184ZM165 183H167V182H165ZM200 183H202V182H200ZM250 183V182H249ZM263 183V182H262ZM261 183V184H262ZM140 184V188H143V187H141V183H139ZM167 184H169V182L167 183ZM203 185H204V183H202ZM248 184V183H247ZM252 184H254V182H252ZM147 185V184H146ZM145 185V187H147ZM212 185V184H211ZM260 185V184H259ZM131 186V185H130ZM134 186V185H133ZM138 186V185H137ZM137 186H134L135 188L137 187ZM207 186H209V185H207ZM247 186V185H246ZM249 186V185H248ZM251 186V185H250ZM264 186V185H263ZM134 187H133V189H134ZM145 187L143 188L144 190H145ZM149 187H150V185H149ZM155 187L157 188V186L155 185ZM261 187H262V185H261ZM260 187V188H261ZM23 188V187H22ZM128 188H132V186L131 187H128ZM154 188V187H153ZM159 188H160V186H159ZM162 188V187H161ZM160 188V189H161ZM246 189L247 188H249V187H245ZM259 188V189H260ZM264 188V187H263ZM133 189H131L132 191H133ZM139 188H137V190H138ZM146 189H150V188H146ZM158 189V188H157ZM162 189V190H163ZM174 189V188H173ZM197 189V188H196ZM211 189V188H210ZM213 189V188H212ZM262 189V188H261ZM261 189L259 190V191H261ZM130 190V191H131ZM135 190V189H134ZM135 190V191H133L134 192V194L135 193H139L140 191H142V190ZM143 190V191H144ZM256 190V189H255ZM127 191V190H126ZM126 191H122V192H124V193H126ZM142 191V193H144L145 194V192H146V190H145V192H143ZM149 191L150 190H148V193H149ZM214 191V190H213ZM245 191V190H244ZM247 191H249L248 193H250V190L248 189ZM258 190H257V192H255L256 194L259 192ZM262 191H263V189H262ZM133 192H131V193H133ZM160 192V191H159ZM162 192V191H161ZM160 192V193H161ZM169 192V194H170V192H171V189H170V191H168ZM173 192L175 193V190H173ZM211 192H212V190H211ZM142 193H139L138 195H139V197L141 196V194ZM147 193V192H146ZM129 194V193H128ZM156 194V193H155ZM162 194H164V193H162ZM167 194V192L164 194V197H165V195ZM205 194V193H204ZM259 194H260V192H259ZM69 194H66V196H68ZM133 195V194H132ZM150 195H152L151 193L149 194V196ZM177 196V194L175 193L174 194V196ZM196 195V194H195ZM262 195H263V193H262ZM65 196V195H64ZM65 196V197H66ZM167 197H168V195H166ZM198 196V195H197ZM257 196V195H256ZM62 197V196H61ZM144 197V195L142 194V196L140 197V198H138L136 201H138L139 199L141 200V198H143ZM151 197V196H150ZM150 197H148V198H150ZM154 197V196H153ZM163 197V196H162ZM164 197H163V199H164ZM172 197V196H171ZM190 197V196H189ZM247 197L249 198V200L247 199ZM67 198H69V196L67 197ZM67 198H66V200H67ZM123 198V197H122ZM147 198V197H146ZM194 198H195V196H194ZM255 198V197H254ZM258 198V197H257ZM62 199H63V197H62ZM121 199V198H120ZM127 199V198H126ZM259 200H261V199H259ZM5 201V200H4ZM128 201V200H127ZM141 201H144V200H141ZM164 200H162V202H163ZM191 201V200H190ZM190 201L188 202V203H190ZM64 202H65V200H64ZM145 202H149L148 201V199L145 201ZM259 202V201H258ZM6 203V202H5ZM61 203V202H60ZM139 203V202H138ZM137 203V205H144V204H138ZM192 203V202H191ZM196 203V202H195ZM198 203V202H197ZM65 204V203H64ZM67 204V203H66ZM162 204V203H161ZM193 204V203H192ZM3 205V204H2ZM60 205V204H59ZM63 205V204H62ZM130 205V204H129ZM105 206H107V209H104V207ZM133 206V205H132ZM185 206V205H184ZM188 206V205H187ZM186 206V207H187ZM193 206H194V204H193ZM192 206V209L194 208ZM195 206H197V205H195ZM198 206H199V204H198ZM121 207V206H120ZM133 207H135L136 208V205H134ZM138 207V206H137ZM160 207H162V206H160ZM191 206H188V209L190 208ZM236 207H237V209H238V211L236 210ZM50 208V207H49ZM123 208V207H122ZM139 208H141L140 206H139ZM145 209H144V211L145 212H148L149 213V211L150 212H153V211H155V207H153L152 206V204L150 205L149 203L148 204H146V206L144 207ZM199 208V210L201 211V214H202V210L200 209L201 207H198ZM197 208V209H198ZM204 208V207H203ZM212 208V207H211ZM242 208V209H241ZM127 209V208H126ZM133 209V208H132ZM142 209V208H141ZM166 208H164V210H165ZM185 209H187V208H185ZM195 209H196V207H195ZM196 209V210H197ZM208 209V208H207ZM206 209V210H207ZM56 210V209H55ZM129 210H131L130 208H129ZM139 210V209H138ZM161 210H163V209H161ZM163 210V211H164ZM199 210H197L198 212V215L200 214V211ZM51 211V210H50ZM124 211V210H123ZM142 211V210H141ZM144 211H142V212H144ZM209 211V210H208ZM247 211V212H248ZM129 212V211H128ZM145 212L144 213H142V214H145ZM209 212H211V209H210V211ZM209 212H208V214H209ZM214 212H216V214H214ZM52 213V212H51ZM54 213H56V211L54 212ZM58 213V212H57ZM56 213V214H57ZM130 213V212H129ZM147 213V214H148ZM212 213V212H211ZM246 213V212H245ZM40 214V213H39ZM138 214H140V217H143L142 215H141V212H139ZM164 214V213H163ZM204 215L206 214L205 212L203 213ZM50 215H52V214H50ZM179 215V214H178ZM204 215H202V217H204ZM41 216V215H40ZM160 216H161V214H160ZM164 216V215H163ZM191 216V215H190ZM45 217H47V216H45ZM49 217V216H48ZM136 217V216H135ZM140 217H139V219H140ZM199 217H200V215H199ZM216 217V216H215ZM31 218V217H30ZM138 218V217H137ZM145 218H151V216H150V214H148V216H145ZM144 217L142 218V220L143 219H145ZM164 217H162V219H163ZM208 218V217H207ZM217 217H216V219H215V221H218L217 219H218ZM236 218L238 219L237 221H236ZM167 220L169 219V218H166ZM177 219V218H176ZM203 219V218H202ZM120 220V219H119ZM166 220V221H167ZM207 220V219H206ZM39 221V220H38ZM121 221V220H120ZM145 221V220H144ZM162 221V220H161ZM170 221V220H169ZM177 221V220H176ZM184 221V220H183ZM214 221V222H215ZM247 221V220H246ZM40 222V221H39ZM130 222V221H129ZM137 222H138V220H137ZM220 222H218V223H220ZM238 222V223H237ZM142 223V222H141ZM217 223V222H216ZM247 223V222H246ZM103 224V223H102ZM160 224H162V222L160 223ZM203 224V223H202ZM248 224V223H247ZM256 224V223H255ZM103 225V226H104ZM127 225V224H126ZM163 225V224H162ZM161 225V226H162ZM192 225V224H191ZM212 225H214V224H212ZM99 226V227H98ZM130 226V225H129ZM165 226V225H164ZM215 226V225H214ZM256 226V225H255ZM117 227H119V226H117ZM121 227H123V225L121 226ZM133 227V226H132ZM138 227V226H137ZM140 227H142V228H144V233H145V235H146V238H145V240L148 238V240L146 241V242H144V240L142 239L141 241H139L140 242V244L141 245H144V244H146V243H148V242H151V241H149L150 240V237H149V230H150V227H151V224L149 223V221H147L146 223H144V225H142V226H139V230H140ZM120 228V227H119ZM126 228V227H125ZM141 228V235L143 234V229ZM162 228V227H161ZM169 228H170V226H169ZM177 228V227H176ZM209 228V227H208ZM247 228V227H246ZM71 229V233L73 234V236L75 235V237H73V239H74V241H72V243L71 242H69V241H62L61 242V244L60 245H57V244H54V243H56V242H54V240H55V236H56V240H58V238H61V236H65V232L66 233H68V231ZM101 229H102V226H101ZM118 229V228H117ZM116 229V230H117ZM129 229H130V227H129ZM138 229V228H137ZM179 229V228H178ZM183 229H185V227H183ZM182 229V230H183ZM116 230H114V231H116ZM162 230H164V232H165V229L164 228H162ZM185 230H187V229H185ZM209 230V229H208ZM247 231H249L248 229H246ZM90 231H92V230H90ZM125 231V230H124ZM70 232V231H69ZM83 232V233H82ZM103 232V231H102ZM117 232V231H116ZM120 232H121V229H120ZM127 232V230L125 231V233H123L125 236H124V240H125V242H126V239H125V237L126 238H128L126 235L128 234V232ZM137 232V231H136ZM160 232V231H159ZM163 232V233H164ZM169 232V231H168ZM186 232V231H185ZM184 232V233H185ZM20 233V232H19ZM90 233V232H89ZM189 233V232H188ZM250 233V232H249ZM72 234H70V236L72 235ZM101 234V233H100ZM99 234V235H100ZM131 234V233H130ZM139 234V233H138ZM149 234V235H148ZM159 234V233H158ZM168 234V233H167ZM179 234V233H178ZM68 235V234H67ZM80 235V237L82 238V236ZM87 235V234H86ZM85 235V236H86ZM96 235V234H95ZM118 235V234H117ZM129 235V234H128ZM132 235V234H131ZM131 235H129V237L131 236ZM160 235V234H159ZM164 235V234H163ZM162 235V236H163ZM165 235H166V232H165ZM180 235H181V233H180ZM180 235H178V236H180ZM263 235V234H262ZM16 236V235H15ZM20 236V237H19ZM101 236V235H100ZM116 236V235H115ZM114 236V237H115ZM123 236V235H122ZM182 236V235H181ZM184 236V235H183ZM182 236V237H183ZM190 236V235H189ZM72 237V236H71ZM69 238V239H72V238ZM89 236L87 235V238H88ZM95 237V236H94ZM121 237V236H120ZM143 237V236H142ZM141 237V238H142ZM165 237V236H164ZM167 237V236H166ZM165 237V238H166ZM181 237V238H182ZM185 237V236H184ZM187 237V236H186ZM263 237H264V235H263ZM6 238V237H5ZM65 238V237H64ZM90 238V237H89ZM93 238V237H92ZM96 238V237H95ZM95 238H94V240H95ZM133 237L131 236V238H130V240L132 239ZM144 238V237H143ZM7 239V240H8ZM62 239V238H61ZM61 239H59V241H61ZM68 239V240H69ZM120 239H122V238H120ZM162 239H164V238H162ZM179 239H180V237H179ZM183 240H184V238H182ZM186 239V238H185ZM191 239V241H193V242H195V237H193V238H190ZM1 240V239H0ZM63 240V239H62ZM67 240V239H66ZM117 240V239H116ZM123 240V239H122ZM213 240V241H214ZM255 240V239H254ZM10 241H13V240H11L10 239ZM58 241V242H59ZM92 241V240H91ZM118 241V240H117ZM131 241H133V239L131 240ZM164 241V240H163ZM162 241V242H163ZM165 241H166V239H165ZM178 242H176L178 245H182L181 247H183V244L184 243H181L182 241H180V243H179V240H177ZM187 241H188V239H187ZM261 241V240H260ZM2 242V241H1ZM7 242H9V240L7 241ZM69 242V243H68ZM85 243H87V241H86V238H85V241H84ZM123 243H125L124 241H122ZM128 242V241H127ZM126 242V246H125V248L127 249V243ZM90 243V242H89ZM88 243V244H89ZM119 243V242H118ZM129 243H131V242H129ZM152 243V242H151ZM151 243H149L148 245H147V251H148V253L150 254V256L151 255H156L157 254V252L155 253V251H153L154 249H152L151 247H152V245L150 246V244ZM166 243H167V241H166ZM166 243L165 242H163V243H161V244H164L166 247H162V248H170V244L168 245V247H167V245H166ZM192 243V242H191ZM263 243V242H262ZM76 244V243H75ZM94 244V243H93ZM176 244V245H177ZM87 245V244H86ZM90 246H93V245H91V243L89 244ZM89 245H87V247H88V249L89 248H92V247H89ZM94 245H96V244H94ZM131 245V244H130ZM134 245H136V244H134ZM163 245V246H164ZM175 245V246H176ZM184 245H186V244H184ZM191 245V244H190ZM210 245V244H209ZM215 245V244H214ZM213 245V246H214ZM261 245V244H260ZM98 246V245H97ZM97 246L95 247L96 249H97ZM137 246V245H136ZM145 246V245H144ZM161 246V245H160ZM208 246V245H207ZM68 247V248H67ZM123 247H124V245H123ZM128 247H129V245H128ZM70 248V249H69ZM78 248H80V247H78ZM78 248H76L75 247V250L77 249L78 250ZM83 248H84V246H83ZM139 248H141V247H139ZM146 248V247H145ZM180 248V247H179ZM67 249H69V251L67 250ZM85 249V248H84ZM101 249V250H100ZM117 249V248H116ZM123 249V248H122ZM126 249H123V250H126ZM129 250H131L130 248H128ZM135 249H136V247H135ZM166 249V250H167ZM209 249H210V247H209ZM208 249V250H209ZM119 250V249H118ZM118 250H117V252H118ZM141 250V249H140ZM166 250H164L163 251V253L165 254V253H167L166 254V256L168 255V251H166ZM216 250V249H215ZM1 251V250H0ZM4 251V252H5ZM70 252V253H68V252ZM98 251V250H97ZM159 251H160V249H159ZM192 251H194L193 249H192ZM4 252H2V254L4 253ZM67 252V253H66ZM74 252H76V251H73V253ZM120 252V251H119ZM122 252V251H121ZM178 252V251H177ZM146 253V252H145ZM144 253V254H145ZM147 253V254H148ZM163 253L161 252L160 254H162V258L163 259H161L162 260V262L160 263V264H171L172 263V261L171 260H169V261H171V263L169 262V261H167V260H165L164 258H166V257H164L163 256ZM169 253H171V252H169ZM196 254H197V252H195ZM210 254L209 255H211V251L209 252ZM215 253V252H214ZM213 253V254H214ZM219 253H221L220 251H219ZM98 254H99V252H98ZM115 254V253H114ZM119 255H120V253H118ZM117 254V255H118ZM122 254L123 253H121V256H122ZM146 254V256L147 257H149L148 255ZM177 253H175V254H173L172 253V255H170L169 254V257L171 258V256H173V255H176ZM12 255H14L17 259H15V260H11V256ZM66 255V256H67ZM118 255V256H119ZM199 255V254H198ZM208 255V254H207ZM220 255V254H219ZM224 255V254H223ZM222 255V256H223ZM4 256V255H3ZM69 256H68V258H69ZM201 256V255H200ZM205 257H207L206 255H204ZM211 256H214V255H211ZM211 256H210V258H211ZM215 256H218V255H215ZM141 257V256H140ZM176 257H177V255H176ZM175 257V258H176ZM197 258H199L198 256H196ZM64 258V257H63ZM101 258H103V260H104V263L101 261ZM157 258H159V257H157ZM178 258V257H177ZM176 258V259H177ZM65 259H66V257L64 258V261H63V263L64 264H66L67 263V261H66V263H65ZM120 259H122V257H120ZM120 259H119V261H120ZM168 259V258H167ZM174 259V258H173ZM207 259V258H206ZM232 259V258H231ZM67 260V259H66ZM91 260V259H90ZM177 260H180L179 258L177 259ZM203 260H204V258H203ZM122 261H123V259H122ZM92 262V261H91ZM126 262V261H125ZM145 262V261H144ZM174 262H177V261H175L174 260ZM224 262V261H223ZM228 262H230V261H228ZM85 263V262H84ZM123 263V262H122ZM147 263V262H146ZM222 263V262H221ZM2 264V263H1ZM225 264V263H224Z\"/></svg>",
	"mask_w": 264,
	"mask_h": 264
}]
</instances>
